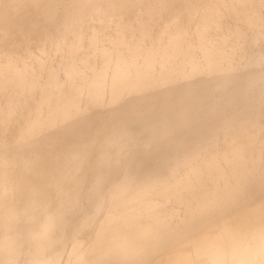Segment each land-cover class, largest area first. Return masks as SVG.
Returning a JSON list of instances; mask_svg holds the SVG:
<instances>
[{"label": "rangeland", "instance_id": "obj_1", "mask_svg": "<svg viewBox=\"0 0 264 264\" xmlns=\"http://www.w3.org/2000/svg\"><path fill=\"white\" fill-rule=\"evenodd\" d=\"M16 1V3H15V5H14V2ZM18 1H20V2H18ZM29 1V2H28ZM32 1V2H31ZM39 1V2H38ZM42 1V2H41ZM56 2H54V0H49V1H46V0H35V2H34V0H10V1H6V0H4V1H2V2H4L3 4H2V6H1V0H0V13L2 14V12L4 13H6V15L10 18V19H15V18H17V19H15L17 22H19L18 21V19H19V17H20V19H21V16L23 17V15H25L24 17V19L23 20H20V22H19V24L21 25H17L18 23L15 21V20H13V23L14 24H12V22H11V20H9L11 23L9 24V25H12V26H9L7 23H9L8 21H7V19H9L8 17L6 18L5 17V19H3L4 17H3V14L1 15L2 16V18H1V16H0V22H1V27H0V42H1V40L3 39V37H4V39L6 38V37H8L10 40L8 41L7 39L8 38H6L5 40H3L2 42H5L6 40H7V42H8V44L6 43H0V44H5L6 45V48H5V46L3 47V45H0V46H2V47H0V51L2 50V49H4L5 50V52H4V50H3V52H2V54H0L1 56H0V60L1 59H3L2 61L4 62V63H1V61H0V66H1V68L4 66V68H2V69H0V74H3L4 72H6V69L7 68H9L8 66H7V64H6V61H5V59H7V58H9V57H13L15 60H16V57H14V56H16L17 55V62H19L20 60H22V61H20L19 62V64H17V62L16 61H14L11 65H13L14 63H15V65L17 66H11V69L12 68H14V69H16V68H18L19 66L18 65H20V64H23L24 62H25V60H27V59H29V57H31V54H32V57L33 58H40L41 59V61H42V66L44 67V68H52L53 69V75L55 76V77H57L58 78V80H55V79H51L52 80V82L51 83H54V82H56L57 84H54V85H57L55 88H54V91H49L48 92V95H49V97L50 98H48V102H49V104L46 102V100H44V102H43V100H42V105L40 106L42 109H43V112H50V114H49V116L51 115V119L50 118H47L48 120H47V123L45 124V126H48V128H43L42 129V131L44 132V134H43V132H42V134H40V136H39V139H38V141L39 140H41L40 141V149L42 150V149H45L46 151H47V153H50V150H51V154H55V153H53V151L56 149V148H53V146L54 145H56V144H54L55 142H53V141H51L52 142V144H54V145H52V144H49V143H51V142H49L48 143V145H52L50 148H49V146L47 145L45 148H44V144H43V142H42V140H44V138L43 137H46L45 139L47 140V139H51V136L49 137V135H50V132L52 131V133H51V135L53 134V133H58L59 131V133H63L64 132V134H67L68 136H69V138H70V136L71 135H69V134H72V137H71V142H73V146H75L76 145V147H74L73 148V146H72V143L70 142V140H69V143H71V146H72V148H71V146H70V144L69 143H65V146L66 145H69V150L70 149H72L71 150V154L72 155H75L74 157H76V159H77V161L75 160V164H76V166L77 167H81L82 165V163L84 164L85 162H87V165H84L85 167H87L86 169L84 168V166H82V169H78V170H75V171H73V172H71V173H69V174H67V175H58V173H57V169L55 168V167H51V165L50 164H44V165H42V166H38L36 169H35V171H34V173H32V174H30V175H28L29 177H28V180H30V182L32 181L33 183H34V187L33 188H31V189H26V190H24V191H21V194L20 195H12V196H10V197H8L10 200L11 199H13L11 202L12 203H10V204H8V207L9 208H1L0 209V216L1 217H3V218H5V216H7V215H15V216H17V215H19L21 218H22V225H24V226H28V225H32V224H36V223H40L39 224V226H38V228H36L34 231L36 232V234L40 237V240L38 241L37 239H36V236L35 237H29L26 241H25V246L24 245H19L18 246V243H17V240H16V238L14 237V236H10V235H8L7 236V238H5L4 239V242L2 243V245H1V247H0V264H73V262L74 261H79L80 262V264H99L100 262H102L103 260H105L106 258H108L107 259V264H119L118 263V261H119V259L117 258V257H114L115 255H116V253H115V250L114 251H111V250H107V249H104L105 248V246H106V242H107V238H108V236H109V234L110 233H114L116 230H118L117 228H120L121 227V223H122V220L120 221L119 219H121L122 218V216H123V212L122 211H137V209L140 207V206H142V205H145L144 207H143V211H147L146 213H144L141 217H143L144 216V221L140 224V225H138V224H136V223H134V222H130L131 223V228H130V223H129V228L131 229H129V231H132L131 232V234L130 235H132V240L134 241V242H136L138 239H141V238H143V237H145V238H143V239H146V240H144V241H142V243L143 244H147V242H148V240H147V238H149V237H151L152 236V234L154 233V232H158V231H161V230H164V229H166V230H168V229H170L171 230V232L173 233V244L172 243H169L168 245H167V250L168 251H172L171 253H174V254H170V252L168 253V252H166L168 255H165V253L164 254H162V256H159V259L154 263L153 261H152V263L151 264H160V263H162V264H257V263H259V264H262L263 263V261H264V231H263V234L262 233H260V231L262 232V230H258L261 226V228L260 229H262L263 228V230H264V111H263V114H257V115H255L254 116V114L253 115H251V114H249V113H251L250 111H248V110H246L245 111V109H244V107H239V108H241V110L243 109L244 110V112H243V110L241 111V112H243V113H240V110H234L233 112H231V114L228 116V115H226V117L224 116L222 119H224V120H220L219 121V125L221 124L222 126H224L223 128L221 127V125H220V127L221 128H217V129H210V130H208V132L209 133H211L212 134V136L211 137H209V139H212L211 140V142H210V144L211 143H213V142H215V141H217V144H211V145H214L213 147H216V145H217V147L219 146V142H220V140L222 139V136L220 137V133L222 134V131L224 130L225 131V129L227 130V129H229V131L231 132V130H233V129H235L234 130V132L232 131L231 133L234 135V133H235V138H236V135H237V133L239 132V130H240V133H241V135L240 136H242L243 138H245L244 136L246 135V137H249L252 133H253V131H257V132H254L253 133V135L252 136H250V139L248 140V142H247V139H246V141L243 139V141H241L240 139L242 138V137H240L239 136V134L240 133H238V135L237 136H239L240 138H236V141H235V139L234 138H232V139H234V141L232 140V142H234V143H231V142H229V141H231V139L228 141L229 143L227 144V141L225 142V141H223L222 140V142L224 143V145H222V143H221V145L217 148V150L215 149V148H213L212 147V149L209 151L210 153H208V148L207 147H209V146H206V145H210L209 144V139L207 140L206 139V142H205V139L204 140H201L202 142H204L203 144L202 143H200L199 144V142H201V141H194V140H185V141H181V142H179V146L180 147H182L183 149H181L180 147H179V150L178 151H176V152H172L170 155L168 154V159H170V158H172V161H173V163L174 162H176V164H173L172 163V161H171V163L166 159V162H162L163 164H161V165H159L158 166V168L157 169H161V168H163V169H166L165 171H163L162 169H161V171H162V173H161V171H160V173H157V172H159L157 169H154L153 170V168H151V169H149V168H146V170L148 171V173H147V171H145V169H144V172H145V174H143V177H142V175H141V173H144V172H141L140 171V168L142 169V166H141V164H140V162H138L136 165H135V167L132 169V171L129 169V172L131 171L132 173L130 174L129 172H128V168H127V166L130 164V159H125L126 160V162H128V163H125L124 161V155H123V153L121 154V153H119L120 151H118L119 150V148L120 149H122L123 148V146L124 145H126V146H124V149H127V147H129V144H131L130 146H132L133 145V143H132V140H133V137L135 136V135H137L138 136V138H140L139 139V142H145V144L147 143V141L146 140H148L147 139V137L149 138H151V137H153V136H157V133L159 134V132L161 131L160 129L164 126V123H167L166 124V126L165 127H169L170 129H168V128H166V130L165 131H169V130H171L172 131V129H173V131L171 132L170 131V134H175V135H179V134H177L179 131H182L181 130V127H180V125L182 126V129H184L185 127H186V125H188V121H190V120H192V121H190V122H193L194 121V119H195V114H196V109H197V111H199L200 109H199V107H201L202 109H209V108H211V106H210V103H209V98H207L206 100H204L203 101V103L201 104V106H200V104L198 105V104H193V106L195 107H189V106H191L192 104H189V105H180V107H179V105L177 106V107H175V106H172V108H173V110L171 109V110H169L168 111V113H170V114H168L167 112L165 113V111L163 112L162 111V104L164 103V101H165V99L167 98V97H169V98H167L166 100H171V97H172V95L175 97V95L177 96L176 98H174V99H172L171 101H173V103H175V102H177V101H179L178 99H181V97H180V95L176 92V89L174 90V88H177L176 86H173V83H171L172 81H170V79L169 78H171V77H165L164 78V80H163V85L161 86V87H159L160 89H161V91L159 92V88H157L158 90H157V96H158V94H159V98L157 97V96H155V94L156 93H151V97H150V95H149V97L146 95V94H136V96H134L135 98H134V100L136 99V97H137V99H136V101H134V103H133V96H132V98L130 99L129 98V102H128V100H126V102H125V105L124 104H122V103H124V102H122L121 101V104H119V106L117 105L116 106V109H120L119 111H117V110H112V111H114V112H112V111H110L109 112V109L106 107V105H104V103L103 102H93L94 104H91L90 105V108H89V110H91V111H89L88 112V110L86 111L89 115H90V117H89V115L87 114L86 115V112H84L83 113V115H82V118H80L81 120L83 119L84 121L82 122L81 120H79V119H75V120H68L67 121V119H63V120H61V119H59L60 117V115H58V119H56L57 121L55 122V118L54 119H52V117H53V115H52V113H51V107H52V105L54 104V101H57V102H62L63 100H67V96L68 97H72L73 98V94H74V92H72L73 90L75 91V89H72V87H71V84H76V83H78L80 80L82 81L83 79H81V72L86 68V66H87V62L90 60V63L91 64H93L92 66H94V68H93V71H94V74H93V76H96V77H100V78H102V77H104V78H106L107 79V81H106V79H105V81L106 82H109V81H111V82H119V80H120V78H122L123 76H125L126 74H128V73H131V72H134V71H138V69H136V70H128V68L129 67H125V66H123L122 65V63L124 64V61H121L120 63H121V66H120V63H119V65L118 64H116L115 65V68H114V72H112V71H110V72H102L103 70H104V68L106 67H104V68H102V66H104V65H107V63L105 62V61H103V58H90V59H88V58H85L84 57V53L85 52H88L87 50H89V48H91L90 46V44H92V43H94L93 42V39H95V45L96 44H98V45H96V47H100L101 46V48H103L104 47V49H106V50H110L109 49V45L108 44H110V41L111 40H109V39H112V38H114L115 36H114V33L116 32V30L118 29L117 27L118 26H121L120 24H118V19L120 18V22L119 23H121L122 24V22H123V25H126L125 23H124V21L126 20L128 23H129V21H130V18L132 19V21L134 22V21H136L138 18H139V15H141L142 13H141V11L142 12H146V11H144V10H138V8H137V10H133V8H131V6H128V5H130L131 4V2H132V4H134V2L132 1V0H116V1H114V0H110V2L108 1V0H94V1H92V0H79V2H78V0H73V2H72V0H59L60 1V3H63V4H60L59 3V1H57V0H55ZM66 1H69V2H71V4L73 3V6H75L74 8H73V6H70L69 7V5H71V4H66L65 2ZM77 1V4H79L80 6H81V10H80V8H79V5H76L74 2H76ZM80 1H81V3H80ZM91 1V2H90ZM96 1H101L103 4H107V3H109V6L110 5H115V8L117 7L118 9H115L114 8V5L113 6H111V9L109 8V6H108V4L106 5V7H107V9H108V13H109V15H107V16H105L106 15V9H105V7H104V5L102 6L103 7V9L101 10V2L100 3H98L97 4V2ZM104 1L106 2V3H104ZM120 2V3H123V4H121V6L120 5H118V3L117 2ZM125 1H126V3H125ZM135 1V0H134ZM173 1V2H172ZM171 1V3L172 4H175V1H178L177 3H176V5L178 6V5H180V6H178V7H176V5L174 6V5H172V4H170L171 6H172V8H171V6H170V8L172 9V10H174L175 8H178L179 9V7H180V11L178 12V10H174V14H173V11H172V14H173V16H166V15H162V16H160V17H162V18H160V17H157L158 18V21L157 22H160V23H162V21H163V27H165V29L162 27V24H161V27L164 29V31H166L167 29V31H166V33L167 32H169V31H173V28H175V26L174 27H172V29H169V27L171 28V26H173V20L175 19V20H177L178 21V19L179 20H182L183 19V6H188V4H187V2H188V0H183L184 2H186V3H183V1H179V0H172ZM191 1V0H190ZM205 1H207V0H204V1H202L203 3H201L202 4V6H204V7H206L207 5V7H209V12L211 11H213L214 10V12H212L213 14H211V12H210V16H212L213 17V19H212V17H208V21L211 19V21L212 20H214L213 21V23L212 22H210L209 21V23H211V25H212V33H213V30H215V27H217L218 28V30H219V32H222L223 30H225V31H227V32H224L223 31V34L222 33H219V32H217V28H216V30L214 31L215 33H214V38H213V36L211 35V34H209V36H208V34H207V39H208V37L209 38H211L212 40H211V45L215 42L214 40H216V42L212 45V47L210 46V39L209 40H207V42L208 43H206V48L208 49V48H210V49H208V50H210V52H209V55L210 56H212V54H213V56L212 57H214L216 54H217V56H215L216 58H219V59H216L215 57H214V59L212 58V57H210L209 56V58L212 60V62L214 61V63H215V61L216 62H219V60H220V57H221V55H222V53H221V51L222 50H226V48L228 49L229 47H230V45L233 43L232 42V40L234 39V42H235V40H236V38H235V33H232V31L234 32V29H235V27H234V29H233V27H232V29H228V28H230L231 26H235V25H232V24H235L236 22H235V20H231L230 21V19H234V18H236V15H234V14H236L237 12H235L236 11V9H235V7H234V5H232V7L231 8H234V9H231L230 8V3L231 2H229L228 3V0L227 1H225L226 3H228L229 5H227V7L228 8H230V9H228L227 7H225L226 5L225 4H221L224 0H214L215 1V5H212L211 3H213L214 1L212 0H209V1H211V2H207V4H206V2ZM222 1V2H221ZM230 1H232V0H230ZM23 2V3H22ZM26 2H28V3H26ZM41 3V4H39L38 5V3ZM45 2V3H44ZM49 2H50V4H49ZM53 2L55 3V4H53ZM114 2V3H113ZM116 2V3H115ZM146 2V0H144V2H143V0L141 1V3L139 4L138 3V5H141V6H143V3H145ZM179 2H181L182 4H179ZM200 2H201V0H198V5L196 6V9L198 10L199 8V10H201L202 8H201V5H200ZM218 2H220V5H219V3ZM233 2V1H232ZM264 2V1H263ZM262 2V0H261V3H259V2H257V5H258V7L260 8L259 9V11H258V7H257V5H256V3L253 5V6H250L249 8H250V10L252 11V12H250V10H247V11H249L248 13L251 15L252 14V17L253 16H256V18L257 17H259L260 16V14L257 16V14H254L255 12V10H254V8L257 10V12L259 13H261V15L262 16H260V17H263V15H264V11L261 9V7L263 6L264 7V3ZM8 3V4H7ZM11 3H13V4H11ZM17 3H18V5H17ZM30 3V4H29ZM33 3V4H32ZM43 3L46 5H44V7H42L43 6ZM49 5H48V4ZM84 3H86V4H84ZM90 3H92V4H90ZM130 3V4H129ZM216 3H217V5H216ZM259 3V4H258ZM22 4V5H21ZM25 4V5H24ZM35 4V5H34ZM98 6H97V5ZM128 4V5H127ZM184 4V5H183ZM211 6H210V5ZM214 4V3H213ZM13 5V7H15L14 8V10L12 11V8L10 7V6H12ZM20 5H21V7H20ZM36 5H37V7H39V9L38 8H36ZM53 5H55V6H53ZM66 5H68V6H66ZM122 5H123V7H122ZM125 5H127V9L125 8L124 9V7H125ZM260 5H262V6H260ZM3 6H4V9H3ZM5 6H7L6 8H5ZM9 6V7H8ZM19 6V7H18ZM25 6H26V8H25ZM30 6H32V8H31V10H30ZM34 6V7H33ZM50 8H49V7ZM63 6V7H62ZM83 6L84 7H86L87 6V8L86 9H84L83 8ZM90 6V7H89ZM97 6V7H96ZM122 7V8H120V7ZM200 6V7H199ZM216 8H215V7ZM219 6H221L222 8H224V11H223V9H221V7H219ZM256 6V7H255ZM24 9H23V8ZM42 7V8H41ZM46 7H47V10H45L46 9ZM51 7H53V8H51ZM54 7H56V8H54ZM58 7H62V8H64L63 10H64V12L65 13H67L68 12V14H65L64 12H62V8H59L58 9ZM78 7V8H77ZM91 7L93 8V9H91ZM95 7V8H94ZM101 7V8H100ZM174 7V8H173ZM199 7V8H198ZM211 7H213V8H211ZM254 7V8H253ZM22 8V9H21ZM29 10H28V9ZM40 8H41V10H40ZM65 8H67V11H66V9ZM130 8V9H129ZM156 8H158V7H156ZM221 9L222 10V12H221V10H220V12L221 13H223V12H225L226 10V13L225 14H228V15H226V17L227 16H229L230 15V13L232 14L233 12L232 11H234V14H232V15H230L229 17V20H228V17H227V19L224 17V16H222V15H224V13L223 14H221L220 12H219V10H217V9ZM225 8H226V10H225ZM248 8V9H249ZM26 9V10H25ZM42 9H43V11H42ZM53 9V10H52ZM57 9V10H56ZM68 9H70V10H68ZM88 9V10H87ZM89 9H91V11L89 10ZM109 9H110V11H109ZM134 9H135V7H134ZM211 9V10H210ZM241 10L243 9V8H240ZM4 10V11H3ZM10 10L12 11V13L10 12ZM16 10V11H15ZM25 10V11H24ZM35 10H40L39 12H38V15H37V11H36V16L35 15H33L34 13H35ZM52 10V11H51ZM56 10V11H55ZM58 10H61L60 11V13L62 12L63 13V16H65V18H67L68 20V22L70 23V24H68V26H64L65 24L67 25V23L68 22H66V20H65V18L63 17V16H60L59 14V11ZM73 12H72V11ZM77 10V11H76ZM80 10V11H79ZM82 10H83V12H82ZM88 12L89 11V13H87L86 11ZM98 10H100V12L98 11ZM112 10L114 11V12H112ZM126 10V11H125ZM131 10V12H129ZM152 10H156L155 8L154 9H152ZM152 10H150V11H152ZM158 10V9H157ZM215 10H217L218 12H219V14H218V12L217 11H215ZM239 10V9H238ZM244 10V9H243ZM262 10V11H261ZM9 11V12H8ZM15 11V12H14ZM20 11V13L19 14H17L18 12ZM27 11V12H26ZM34 11V13H32ZM48 11V12H47ZM54 11L56 12V14H55V16H54ZM71 11V12H70ZM85 11V12H84ZM93 11V12H92ZM106 11V12H105ZM119 11V12H118ZM122 11V12H121ZM129 12V16L130 17H127L128 16V14L126 13V12ZM134 11V12H133ZM178 12V16H177V12ZM228 11H230V12H228ZM240 11V10H239ZM14 12V13H13ZM25 14H24V13ZM47 13V15H46V13ZM53 13L52 14V16H51V14L50 13ZM69 12H70V14H71V16L72 17H70V14H69ZM78 13L77 14V17H74V16H76V14L75 13ZM79 12H81L80 14H79ZM103 12H105V13H103ZM110 12H111V14H110ZM117 12H118V17L116 16L117 15ZM121 12V13H120ZM136 12V13H135ZM228 12V13H227ZM254 12V13H253ZM5 13H4V16H6L5 15ZM27 13H28V15H27ZM29 13H31V15H33V16H31ZM73 13V14H72ZM99 13L102 15V17L99 15ZM104 15H103V14ZM107 13V14H108ZM115 13V14H114ZM124 13H126V14H124V15H126L125 17H123L124 15L123 14ZM131 13V14H130ZM21 14V15H20ZM39 14H40V20H41V22L39 21V17H37V16H39ZM42 14V15H41ZM65 14V15H64ZM81 14H82V16H81ZM86 14V15H85ZM87 14L89 15L87 18L85 17V16H87ZM120 14V15H119ZM133 14H135V15H133ZM137 14H139L138 16H137ZM171 14V15H172ZM181 14V15H180ZM217 14V15H216ZM221 14V15H220ZM11 15H16V17L14 18L13 16H11ZM48 15H49V17H48ZM58 15V19H56L57 16ZM62 15V14H61ZM69 15V16H68ZM113 15V17H117V19L115 18L114 20H113V18L111 17V16ZM115 15V16H114ZM213 15H215L216 17L214 18V16ZM220 16V18H219V16ZM19 16V17H18ZM26 16H28V17H26ZM46 16V17H45ZM81 18H84V21H83V19H81ZM120 16V17H119ZM121 16H122V19L124 18V21H122V19H121ZM166 16V17H165ZM183 16V17H182ZM30 17V18H29ZM38 18V20H37V18ZM45 17V19H43ZM51 17H52V19H54L53 17H55V21L53 22L52 20H51ZM69 17V18H68ZM80 19H79V18ZM104 17L106 18V19H104ZM107 17H108V20H107ZM133 17H134V19H133ZM137 17V18H136ZM171 17H174L173 19H170ZM179 17V18H178ZM182 17V18H181ZM27 18H29L28 20L29 21H31V20H34L35 19V21H34V24H33V22L31 21V23L29 22V24H28V20H26L27 22H26V24H25V22H24V20L25 19H27ZM33 18V19H32ZM47 18V19H46ZM61 18H63L64 19V21H59V19H61ZM102 20H101V19ZM109 18H111V19H109ZM127 18H129V19H127ZM164 18L166 19V20H164ZM167 18H169V19H167ZM225 18L226 19V21L227 22H229V23H231L232 21L234 22V23H231V25L230 24H228V23H226L227 24V26H228V28H226L227 26L225 25V19H224V21H223V19ZM255 18V17H254ZM2 19V20H1ZM98 19V20H97ZM161 19V20H160ZM216 19H217V21H216ZM219 19H222V20H219ZM38 21V23H37V21ZM43 20V21H42ZM47 20H49V21H47ZM53 22H51V21ZM69 20H72V21H69ZM77 20H79V21H77ZM82 20V21H81ZM89 20H91L90 22H89ZM101 20V21H100ZM107 20V21H106ZM109 20H110V22H109ZM118 20V21H117ZM160 20V21H159ZM168 20V21H167ZM169 20H171L170 22H169ZM16 23H15V22ZM45 21V22H44ZM102 21H106V26L104 25V23L102 22ZM115 21H117V22H114ZM125 21V22H126ZM167 21V22H166ZM218 21H220V22H218ZM224 22V24L222 25L221 24V22ZM3 22V23H2ZM5 22H6V24H5ZM24 22V23H23ZM37 24H36V23ZM50 22V23H49ZM57 22H59V23H56ZM62 22H64V23H62ZM72 22H75L76 24H77V22H79L78 24H80L81 23V25H78L77 24V26H80V27H78L77 28V26L75 25V23H72ZM83 22V23H82ZM86 22H88V23H86ZM108 22V23H107ZM126 22V23H127ZM222 22V23H223ZM40 23H42L41 25H40ZM44 23V24H43ZM45 23H49V27H51V32H50V34H51V36L53 35H55V33H57L58 35L56 36H52L51 38H50V34H49V27L48 26H46V24ZM61 23V24H60ZM74 25H72V24ZM110 23L112 24V25H114V28H113V26L112 25H110ZM130 23H131V21H130ZM160 23H158V24H160ZM165 23H166V25H165ZM216 25H215V24ZM218 23V24H217ZM5 24V25H4ZM16 24V25H15ZM51 24V25H50ZM63 24V25H62ZM85 25V28L83 27L84 25ZM90 26L89 27V29L91 28V29H94V32H92V34H91V32L90 31H93V30H91L90 29V31H89V29H88V25ZM107 24H108V26H107ZM220 24V25H219ZM16 26L15 28L13 27V26ZM27 25V26H26ZM36 25L38 26L39 25V28L40 29H42V30H40V29H38V27H36ZM60 25H61V28H60ZM118 25V26H117ZM157 25V24H156ZM215 27H214V26ZM4 26V27H3ZM8 27L7 28V30H6V27ZM17 26H18V30H16L17 29ZM43 26V27H42ZM44 26H45V28H48V29H46L47 30V32H46V30H44ZM53 26V27H52ZM55 26V27H54ZM59 28H58V27ZM63 26V27H62ZM82 26V27H81ZM100 26V27H99ZM150 26V25H149ZM155 26V25H154ZM220 26H222V27H220ZM223 26H225V28L223 27ZM10 27H12V28H10ZM19 27H21V29L19 28ZM23 27H24V29H23ZM28 27V28H27ZM75 27V28H74ZM104 27V28H103ZM108 27V28H107ZM109 27H110V30H109ZM167 27V28H166ZM220 27V28H219ZM4 28V29H3ZM29 30H27V29ZM36 28V29H35ZM53 28H56L55 30H53ZM73 28L74 29H77V31L79 30V28H80V30H82V31H80L81 33L82 32H84V31H86L85 33H77V31L76 30H74L73 31ZM88 29V31L87 30H84V29ZM112 28L113 29H115L114 31H112ZM117 28V29H116ZM150 29H151V26L149 27ZM60 29V30H59ZM67 29V31L68 30H70L68 33H66L67 31H65V30ZM96 29V30H95ZM154 29V28H153ZM152 29V30H153ZM222 29V30H221ZM2 30V31H1ZM4 30H6L7 31V33H5L4 32ZM19 30H21V32H22V30H23V32H25L26 30V32L25 33H19L18 34V32H20ZM31 30H34L33 32L31 31ZM43 30L47 33H44L43 32ZM55 32V33H53V31ZM60 31V32H58V31ZM64 32V34H62L63 32ZM98 30V31H97ZM152 30H151V32H152ZM232 30V31H231ZM17 31V32H16ZM36 31H38V33H39V31L41 32V33H39V34H37L36 33ZM57 31V32H56ZM118 31V30H117ZM230 31V32H229ZM29 32V33H28ZM36 33V35H38V36H41L40 38L38 37V36H36L37 38H35V36H32V34L33 35H35V33ZM88 32H90V33H88ZM113 32V33H112ZM151 32H149L148 33V35L151 37ZM171 32H169L167 35L168 36H170V37H173V36H171V35H174V33L176 32V31H173L172 33ZM31 33V34H30ZM66 33V34H65ZM75 33H77L78 35H76ZM166 33H164V34H166ZM217 33V35L215 36V34ZM226 35H225V34ZM231 33L233 34L232 35V38H231V36H229V35H227V34H230L231 35ZM8 34V35H7ZM27 34H29V36L27 35ZM43 34H45V36H46V39L48 40H46L47 42H48V44H49V46H48V44H47V42L45 41V36L43 35ZM72 34H74V35H72ZM84 34V35H83ZM91 34V35H90ZM93 34H94V36H93ZM98 34V35H97ZM115 34H117V33H115ZM187 34H189V35H186V36H188V37H185L186 39L185 40H187L188 38H189V36H190V32L188 33L187 32ZM220 34V35H219ZM42 35L44 36V37H42ZM49 35V36H48ZM66 35V36H65ZM93 36V37H90V36ZM98 37H97V36ZM111 35V36H110ZM148 35H145V37H146V39L145 40H142V46L144 47L146 44H148V45H146L145 47H147V46H149V39H148ZM13 37L12 39H11V37ZM24 36H26V37H24ZM61 36H63V37H61ZM65 36V37H64ZM68 36V37H67ZM78 36V37H77ZM222 38H221V37ZM226 36V37H225ZM229 36V37H228ZM2 37V38H1ZM28 37V38H27ZM31 37V38H30ZM32 37H33V40H32ZM49 37V38H48ZM56 37V38H55ZM61 37V38H60ZM82 37V38H81ZM112 37V38H111ZM215 37H218V38H216L215 39ZM23 38V39H22ZM44 38V39H43ZM59 38V39H58ZM78 38H79V40L81 41H79V42H77V44H76V41H78ZM89 38H90V40H89ZM96 38H98V40H96ZM220 38V39H219ZM225 38V39H224ZM55 39V40H54ZM60 39L62 40V41H60ZM102 39V41H100ZM217 39H218V41H220L221 39H223V40H221V42L222 41H224V42H218L217 41ZM227 39V40H226ZM24 40V42H22ZM52 42H51V41ZM55 41V44H56V46H58L57 48H54L55 47V44H54V46H52V48H51V45H53L52 43H54V41ZM60 41V43L62 44H60V43H58L57 41ZM76 40V41H75ZM231 40V41H230ZM13 41H14V44L12 45V43H13ZM17 41L19 42H21V43H17ZM92 41V42H91ZM97 41V42H96ZM180 41V39H178V42H175L174 43V46H178L179 45V43H180V46H179V48L181 49V47L183 46V43H184V41H181V42H179ZM212 41H214L213 43H212ZM11 42V43H10ZM30 43L27 47H29V49L28 48H26V43ZM57 42V43H56ZM102 42V43H101ZM104 42V43H103ZM147 42V43H146ZM183 42V43H182ZM10 43V44H9ZM16 43V44H15ZM25 45H24V44ZM78 43H79V46H78ZM146 43V44H145ZM217 43H221L222 44V46L221 45H217ZM21 44H22V46H24V47H22L21 46ZM58 44V45H57ZM74 44V45H73ZM181 44H182V46H181ZM207 44L209 45V46H207ZM216 44V48L215 47H213L214 45ZM228 44H230V45H228ZM11 45V46H10ZM17 45V46H16ZM33 45V46H32ZM61 47H60V46ZM105 45V46H104ZM8 46H10V47H8ZM15 48H14V47ZM19 46V47H18ZM78 46V47H77ZM176 46V47H177ZM218 46V47H217ZM21 47V49H18V48H20ZM50 49V51L52 50V49H56L55 51L54 50H52V52H50L49 51V49ZM76 47V48H75ZM176 47H173V48H176ZM251 48L250 49H248L247 51H245V52H243L242 54H241V56H240V59L238 60V61H240V62H238V65H237V67H236V65H235V68H234V71H235V74L236 75H238L239 76V78H241V77H243V75H244V73H246L247 71H246V69H247V66L249 65V63H250V59H251V54H252V52H253V50H254V46H250ZM8 48H10V50L8 49ZM16 49V50H14V49ZM23 48L24 49H26V50H23ZM30 48H32V50L30 49ZM61 48V49H60ZM67 48V49H66ZM72 48H75V49H73L72 50ZM83 48V49H82ZM220 48V49H219ZM11 49H12V52H9V51H11ZM68 49H69V51H68ZM80 49V50H79ZM86 49V50H85ZM119 49V48H118ZM177 49H178V47H177ZM179 49V50H180ZM213 49H214V51H213ZM8 50V52L10 53V55H9V53L8 52H6ZM29 50H31V52L32 53H30V52H28ZM58 50V51H57ZM78 50H79V52H81V54H79V52H78ZM115 51L114 52H116L115 54L113 53V51H111V55L109 56L108 55V57H113V59L115 58V60L117 59L116 58V56L117 57H119V56H121L122 54H121V52H123V48H121L120 47V50H118V52H117V50L116 49H114ZM122 50V51H121ZM212 50V51H211ZM215 50H219V52H217L216 51V53H215ZM257 50V52L259 51V49H256ZM14 51H18V53H19V55H18V53H16L15 54V52ZM20 51V52H19ZM69 53H68V52ZM72 51H73V53H75V52H77L79 55H82L83 56V59H84V63L83 64H76L75 63V66H76V71L75 70H73L72 68H67V69H58L57 67H56V65L58 64V63H60V62H63V59L66 57H68L70 54H72ZM67 52V53H66ZM84 52V53H83ZM213 52V53H212ZM30 55H29V54ZM211 53V54H210ZM4 54V55H3ZM5 54H6V56H5ZM12 54V55H11ZM29 56H28V55ZM114 54V55H113ZM118 54V55H117ZM121 54V55H120ZM260 54H263L264 55V49L262 50V51H260ZM8 55V56H7ZM27 55V56H26ZM67 55V56H66ZM116 55V56H115ZM19 56L21 57V56H26V57H23L24 58V60H23V58L21 57L20 58V60H19ZM115 56V57H114ZM124 56V55H123ZM122 56V57H123ZM4 57H5V59H4ZM11 57V58H12ZM31 57V58H32ZM107 57V58H108ZM64 59V60H67V59ZM124 58V57H123ZM113 59H111L110 58V60L108 61V62H112L113 61ZM216 59V60H215ZM19 60V61H18ZM85 60H87V61H85ZM93 60V61H92ZM114 60V61H115ZM252 60V59H251ZM92 61V62H91ZM104 62V63H103ZM148 62V60L146 59V58H138L137 59V63H138V65H139V67L141 68V69H143L144 67H145V65H146V63ZM245 62V63H244ZM89 63V62H88ZM260 63H262L261 64V66L260 65H258L257 67L258 68H256V73H258L259 71H260V73L261 72H263V68H264V63L263 62H260ZM259 63V64H260ZM6 64V65H5ZM104 64V65H103ZM38 65V64H37ZM6 66V67H5ZM263 66V67H262ZM6 68V69H5ZM43 68V69H44ZM240 68H241V70H240ZM1 70H3V71H1ZM44 70H46V71H48L47 69H44ZM258 70V71H257ZM259 74V73H258ZM43 76H47V74L46 73H44L43 74ZM237 76V77H238ZM235 78L236 80L238 79V78ZM169 80H168V79ZM172 79V78H171ZM196 79V80H195ZM206 79V80H205ZM54 80V81H53ZM67 80L68 81H70V82H67ZM167 80V81H166ZM219 80H220V76L218 75V74H216V75H213V76H210V77H207V78H205L204 76H198V77H195V78H191L190 80H187L186 81V83H184L186 86H187V84H193V85H195L196 83H198V84H200L202 81H208L209 83H210V85H211V88H210V91L211 92H209V95L210 96H212V95H215L216 93H217V86H219ZM236 80H233V81H236ZM167 83V82H169V84L167 85L165 82ZM193 81V82H192ZM58 82H62V83H58ZM93 82H94V80H92V79H86L85 80V84L86 85H92L93 84ZM12 83H14V82H12ZM166 85H165V84ZM214 83V84H213ZM215 83H216V85H215ZM34 85H33V87H34V89L33 88H31L32 87V83L31 84H29V86L27 85L26 86V90H22V94H24V95H22L21 93H20V95L18 94V95H16L15 96V94H13V93H11V92H9L8 93V95H7V97H6V95L5 94H7V93H5V94H2V96H4V97H1V95H0V112L2 111V109H1V106L3 105V103L5 104L6 102H8L9 100L10 101H14V100H16V98L18 99V100H21V103L22 102H24V103H22L23 104V106H22V109H21V111H23V112H21L20 110L17 112L18 114H19V116H18V114L17 113H15L14 114V117H13V115L11 116V119H12V122L14 123H16V124H18L19 122H20V124H21V121H25L26 120V115L30 112V110L31 109H33L36 105V101H38V99L40 100V97H39V94H40V92H41V94L43 93V90H44V88H42L43 86V84L42 83H38V84H42L41 85V87L40 86H38L37 87V83H33ZM212 84H213V86H212ZM31 85V86H30ZM65 86H67L66 88H64ZM163 86H166V87H163ZM68 87H71V88H68ZM168 87H170L171 88V90L168 88ZM28 88H31V89H29L28 90ZM41 88V91H39V89ZM166 88V89H165ZM172 88H173V90H172ZM216 88V89H215ZM37 91H36V90ZM66 89H68L69 90V92L66 90ZM72 89V90H71ZM129 89V88H128ZM128 89H126V87H125V91L126 90H128ZM169 89V90H168ZM71 90V91H70ZM123 90V89H122ZM178 90V89H177ZM23 91H25V93L23 92ZM129 91V90H128ZM164 91V92H163ZM166 91H168V92H166ZM175 91V93H173ZM27 92H30V93H27ZM38 92V93H37ZM71 92V93H70ZM127 92V91H126ZM33 93V94H32ZM68 93H70V94H68ZM73 93V94H72ZM122 93H124V90H123V92H121V94H120V96L121 95H126L125 93L124 94H122ZM161 93V94H160ZM177 93V94H176ZM199 92H197V93H195V96H193L194 98V100H195V98H197L198 97V95H196V94H198ZM212 93V94H211ZM13 94V96H14V98L11 96V95ZM26 94V95H25ZM29 94V95H28ZM30 94H32V95H30ZM40 94V95H41ZM68 94V95H67ZM165 94H166V96H165ZM167 94L169 95V96H167ZM66 95V96H65ZM73 95V96H72ZM143 95V97H141V96ZM146 95V96H145ZM152 95H154V97L152 96ZM162 95V96H161ZM171 95V96H170ZM11 98H10V97ZM35 97V99H34V97ZM145 96V97H144ZM165 96V97H164ZM18 97H20V98H18ZM22 97H23V99H22ZM36 97H38V99L36 98ZM123 97V96H122ZM121 97V98H122ZM161 97H162V99H164V100H162L161 99ZM6 98V99H5ZM10 98V99H9ZM121 98H120V100H121ZM142 98H143V100L146 102V101H148V102H143L142 101ZM146 98V99H145ZM150 98H151V100H150ZM157 98V99H156ZM7 99H8V101H7ZM13 99V100H12ZM26 99V100H25ZM124 99H126L125 97H124ZM153 99V100H152ZM159 99H161V100H159ZM176 99H177V101H176ZM2 100H3V103H2ZM23 100V101H22ZM28 100V101H27ZM119 100V101H120ZM140 100V102L138 103V104H136L138 101ZM150 100V101H149ZM175 100V101H174ZM5 101V102H4ZM26 101V102H25ZM32 101V102H31ZM141 101L143 102L142 104H141ZM78 102V101H77ZM136 102V103H135ZM28 103V105H26ZM34 104V106H33V104ZM45 103V104H44ZM47 103V104H46ZM96 103L98 104L99 103V105H97V107H95L96 106ZM100 103H102V104H100ZM127 103V104H126ZM145 103V104H144ZM159 103H162V104H159ZM178 103V102H177ZM30 104V105H29ZM135 104V105H137L136 107H135V105L133 106V105ZM141 104V105H140ZM25 105H26V107H28V108H26L25 107ZM48 105V106H47ZM95 105V106H94ZM122 105V106H121ZM161 107H160V106ZM196 105H198L197 107H196ZM221 105V104H220ZM220 105H218L217 107H216V105H214V109H210L211 110V112L210 113H212V114H209V118H208V120L210 119H213V118H215L216 117V115H217V113L221 110V108H223V106L222 107H220ZM32 106V107H31ZM45 108H44V107ZM101 106V107H100ZM130 106V107H129ZM158 106V107H157ZM182 106V107H181ZM4 107V106H3ZM93 107H94V109H93ZM123 107V108H122ZM133 107V108H132ZM135 107V108H134ZM138 107H140V108H138ZM157 107V108H156ZM185 107V108H184ZM189 107V108H188ZM101 110H100V109ZM106 108H107V110H106ZM215 108H217V110L215 109ZM220 110H219V109ZM24 109H25V113H24ZM97 109H99V111H95L94 112V110H97ZM127 111H126V110ZM156 109H157V112L158 113H160L159 115L157 114V112H156ZM161 109V110H160ZM237 109V108H236ZM140 110V111H139ZM146 111V113H145V111ZM160 110V111H159ZM215 112H214V111ZM28 111V112H27ZM109 112V113H107V112ZM132 111V112H131ZM135 111H136V113H135ZM137 111H139L140 113L141 112H143L144 113V117H143V113H139V112H137ZM147 111H149V112H147ZM153 111V112H152ZM171 111H172V113H171ZM235 111H236V114H237V116H235ZM94 112V113H93ZM101 114H100V113ZM103 112H105L106 114H108V116L106 115V114H104V116H103ZM112 112V113H111ZM115 112H116V114H115ZM119 112H121L122 113V115H121V113H119ZM128 112V113H127ZM134 112V113H133ZM150 112L151 113H154V116H153V114H151V116H150V118H148V116L150 115ZM184 112V113H183ZM187 112V113H186ZM215 113V115H214V113ZM240 113L239 115L242 117V116H244V118L242 117L241 119H243V120H241L240 118L238 119V113ZM247 114H246V113ZM91 113H93V114H91ZM112 115H111V114ZM113 113L115 114V115H113ZM117 113H119V117L121 118L122 116H125V117H122L121 118V120L120 119H118V117H117ZM123 113H126L125 115L123 114ZM149 113V115H147ZM164 113V114H163ZM184 115H183V114ZM195 113V114H194ZM17 114V115H16ZM22 114V115H21ZM25 114V115H24ZM48 114V113H47ZM131 114V115H130ZM134 114V116H132ZM141 115V116H139V115ZM146 114V115H145ZM166 114V115H165ZM183 116H182V115ZM192 114H194V116H192ZM234 114V115H233ZM251 115L252 117L250 118H248V116L247 115ZM25 116V118L24 117H21V116ZM87 117H86V116ZM101 115V116H100ZM126 115H128L129 116V119H127V121L125 120V118H128V117H126ZM138 115V117H137V121H136V116ZM164 115L165 116H167V117H164ZM180 115V116H179ZM188 115H190V116H188ZM233 116V117H236V119H238V120H235L233 117H231V118H233V120L230 118V116ZM17 118H16V117ZM48 116V117H49ZM99 116V117H98ZM106 119V122H105V119H103V117ZM105 116H107V118L105 117ZM109 116H110V118H109ZM114 116H116V119H117V121H116V119L114 118ZM133 118V120H130V119H132L131 117ZM179 116V117H178ZM188 116V117H187ZM212 116V117H211ZM230 118H228V117ZM239 116V117H240ZM254 116V117H253ZM263 116V120H262V124L260 125V122H259V120L258 119H260L261 117ZM13 117V118H12ZM21 117V118H20ZM96 117V118H95ZM111 117H112V119H114L115 120V122H116V124H117V127L116 126H114V125H116V124H113V123H111V122H113L114 120H112L111 119ZM141 117V118H140ZM143 117V118H142ZM155 117V118H154ZM163 117H164V119H163ZM170 117V118H169ZM178 117V118H177ZM182 119H181V118ZM189 117H191V118H189ZM248 119H247V118ZM14 118H15V120H17V121H15L14 120ZM94 119V122L96 123H94L93 122V119ZM139 118H140V120H139ZM147 118V119H146ZM163 120H162V119ZM171 118H173V119H171ZM176 118V119H175ZM21 119V120H20ZM50 119V120H49ZM69 119V118H68ZM98 120V121H96V120ZM101 119H103L104 120V123H102L103 121L101 120ZM112 120L111 122H110V120ZM143 119H146V123H145V121L143 120ZM149 119V120H148ZM154 119V120H153ZM168 119V120H167ZM178 119V120H177ZM181 119V120H180ZM183 119H184V122H183ZM187 119V120H186ZM262 119V118H261ZM260 119V120H261ZM52 120H54V121H52ZM59 120H61L62 121V123H59ZM65 120V121H64ZM88 122H87V121ZM99 120H101V122H99ZM120 120V121H119ZM151 120H153V121H151ZM163 121L164 123H163V125H162V123H161V121ZM170 120V121H169ZM171 120H172V123H171ZM175 120V121H174ZM209 120V121H210ZM228 122H226V121ZM232 120V124L233 125H231V123L229 124V122ZM258 120V121H257ZM19 121V122H18ZM63 121H64V123H63ZM69 121L71 122V123H73V125L70 123V125H68L69 124ZM80 121V122H79ZM109 121V122H108ZM118 121L119 122H121L122 124H124L123 123V121H126V128H127V126L128 127H130V126H132L131 128L135 131L131 136H129V135H122V134H120V133H117L118 135H112L111 133L112 132H114V131H116L115 129H118L120 126H122V125H120L119 126V124L120 123H118ZM128 121H129V123H128ZM135 121V122H134ZM141 121L143 122L142 124H144L143 125V127L144 128H142V124H141ZM167 121V122H166ZM171 123V124H174V126H172L169 122ZM178 121H182L181 123L185 126H183L182 124H175V123H177ZM222 121V123H220ZM223 121H225L226 123H227V125L225 124V122H223ZM254 121H256V122H258V124L256 123V122H254ZM18 122V123H17ZM22 122V123H23ZM54 122V124L55 125H53V124H51V123H53ZM65 122H66V125H65ZM67 122H68V124H67ZM78 124V122L81 124V122H82V126H80L79 124V126L80 127H78L77 126V124ZM132 122V123H131ZM139 123V125L138 124H136L137 125V129H139V128H141L142 130H144V131H142L141 129H140V131H138L137 129H136V125L134 124V123ZM156 122V123H155ZM244 122V123H243ZM56 123H58V125H56ZM83 123H85L84 124V127H85V130H86V128L88 127V128H91L92 127V125L94 124L95 125V127H94V129H93V127L91 128V129H93V130H83V129H81V127L82 128H84L83 127ZM87 123H88V125H87ZM99 123V124H98ZM102 123V124H101ZM127 123L128 124H131L130 126L129 125H127ZM160 123L162 126H154L155 124L156 125H158V124ZM235 123V124H234ZM61 124L63 125L64 124V127H66L65 129H64V127L63 126H61ZM92 124V125H91ZM104 124H105V126H104ZM110 126H108V125ZM148 124H150V126H147V128L150 130H154V131H152L153 133H151V135H150V132H151V130L149 131L147 128H146V125H148ZM154 124V125H153ZM159 124V125H160ZM168 124H169V126H168ZM240 124V125H239ZM71 125L73 126V127H71ZM90 125V126H89ZM97 125H99V127H102V126H100V125H103V127L102 128H100L99 129V127L97 126ZM134 125V126H133ZM154 127H152V126ZM228 125H229V127H228ZM235 125H237L236 127H235ZM106 126H107V128H106ZM111 126L113 127L114 126V128H111ZM218 126V125H217ZM232 126H233V129H232ZM260 126H263V128L261 129V133H260V131H258V128L260 127ZM58 127V128H57ZM64 129V131L62 130V128ZM70 127V128H69ZM77 128V130H82L81 131V133H80V131L79 132H77V130H76V128ZM96 127H98L97 128V130H98V132H96ZM104 127H105V129H104ZM135 127V128H134ZM139 127V128H138ZM165 127H163V128H165ZM175 127L176 128H178L179 130H174L175 129ZM184 127V128H183ZM227 127V128H226ZM0 128L1 129H3L1 126H0ZM52 130H51V129ZM61 128V129H60ZM69 129V131H67L68 129ZM71 128H72V130H71ZM75 128V129H74ZM87 128V129H88ZM113 130L114 129V131H112L111 129ZM253 128V129H252ZM0 129V143H6V142H8V141H11L12 139H14V137L13 136H16L15 134H17L16 133V130H15V127L13 128V127H11V128H9L8 130H9V135H8V131L6 130V132H7V134L6 133H4V130L2 131ZM10 129H12V130H10ZM15 131H14V130ZM50 129V130H49ZM54 129V130H53ZM147 129V130H146ZM157 129H158V131H157ZM244 129H245V131L246 130H248V131H250L251 129V131L249 132L250 133V135L248 136V134L249 133H245V131H244ZM257 129V130H256ZM46 130V131H45ZM55 130H57V131H55ZM103 131V133L105 134H101V132ZM105 130V131H104ZM107 130V131H106ZM109 130V131H108ZM244 131V132H241V131ZM47 131H48V133H47ZM70 131H74L73 133H74V135H75V133H76V135L74 136L73 135V133H66V132H70ZM76 131V132H75ZM93 131V132H92ZM101 131V132H100ZM112 131V132H111ZM175 131V133H173ZM223 131V132H224ZM228 130L227 131H225V133H228L229 132ZM247 131V132H248ZM13 132V133H12ZM94 132H96V133H94ZM99 132H100V137H99V139H98V137H96V135L97 136H99ZM106 132V133H105ZM109 132H111V133H108ZM143 132V133H142ZM237 132V133H236ZM252 132V133H251ZM260 133V136L258 135V136H256L257 135V133ZM15 133V134H14ZM48 134V136H47V134ZM79 133V134H78ZM85 135H83V134ZM91 133H93V135L91 134ZM145 133V134H144ZM146 133H149L148 135L146 134ZM180 133V132H179ZM225 133H223V134H225ZM231 133H229V134H231ZM244 133V135H242ZM255 133H256V135H255ZM12 134V135H11ZM14 134V135H13ZM83 136H82V135ZM87 134V135H86ZM91 134V136H94V137H92V139L94 140V138L96 137L97 139H95L94 141H92V139H91V137H89V135ZM144 134V135H143ZM213 134L215 135V137L213 136ZM231 134V136H233ZM43 135V136H42ZM54 135V134H53ZM52 135V136H53ZM108 135V136H107ZM146 135H147V137H146ZM150 135V136H149ZM56 136V135H55ZM54 136V137H55ZM76 136H78L76 139H75V137ZM82 136V137H81ZM104 136H106V138L104 137ZM49 137V138H48ZM54 137H52V138H54ZM79 137H81V138H79ZM89 137V138H88ZM101 137H102V139H101ZM142 137L144 138V139H142ZM214 137V138H213ZM218 137H220V139L218 138ZM234 137V136H233ZM12 138V139H11ZM43 138V139H42ZM86 138H87V140H86ZM155 138H158V137H155ZM155 138L154 139H152V141H150L149 143H147L146 144V147H147V151H146V153L148 152V151H150L152 148H154V147H156L157 145H164V143H160L159 144V142L157 141V140H155ZM7 139V140H6ZM90 139V140H89ZM104 139H106V140H104ZM215 139V140H214ZM258 139V140H257ZM4 140L6 141V142H4ZM81 140V141H80ZM82 140H84V141H82ZM97 140V141H96ZM100 140H102L101 142H103V143H101L100 142ZM214 140V141H213ZM2 141V142H1ZM87 141H88V143L90 144L91 143V141H92V144H90L89 146H88V144H87ZM153 141H156L157 142V144H152L153 143ZM208 141V142H207ZM241 143H240V142ZM245 141V142H244ZM64 142H65V140H63V142H59L58 141V144L57 145H64ZM75 142V143H74ZM76 142H79V144L81 143V145H80V147H79V144H77ZM86 142V143H85ZM97 142H98V144H97ZM195 142V143H194ZM196 142H198V146H197V148H196ZM242 142L245 144L246 142V144L244 145V146H239L238 144L240 143V144H242ZM83 143H85L84 145H83ZM186 143H191L192 145L190 146V144H188V146H187V144ZM206 143H208V144H206ZM257 143V144H256ZM42 144H43V147H42ZM96 144V145H95ZM122 144V145H121ZM183 144V145H182ZM184 144H186V145H184ZM193 144H194V146H193ZM202 144V145H201ZM206 144V145H205ZM226 144V145H225ZM232 144H235V146L237 147V146H239V147H237L236 149L234 148V147H230V146H232ZM237 144V145H236ZM255 144H256V146H257V148H255ZM259 144H261V145H259ZM86 145V146H85ZM118 145V146H117ZM205 145V146H204ZM211 145H210V147H211ZM246 145H248V148H245V146ZM104 146V147H103ZM120 146V147H119ZM122 146V147H121ZM184 146V147H183ZM186 146H187V149L188 150H191V151H189V152H191V153H188L187 151L188 150H186L185 151V149L184 148H186ZM202 146H204V148L201 147ZM223 146V147H222ZM250 146H251V148H250ZM260 146H262V147H260ZM54 147H57V146H54ZM66 147H68V146H66ZM102 147V148H101ZM113 147H115L114 149H113ZM117 147H119L118 148V150H117ZM241 147H243V148H245L246 149V151H245V149H242L241 151H242V153L240 152V154H239V149H241ZM247 147V146H246ZM48 148L50 149V150H48ZM102 149V150H100V149ZM196 148V149H195ZM198 148H201V150L203 149V151H205V148H207V152L206 153H204V152H201L200 153V151L201 150H199ZM232 148H234L233 149V151L231 150ZM250 148V149H249ZM253 148H255L254 150H253ZM260 148V149H259ZM262 148V149H261ZM107 149H108V152H109V150L111 149V151L110 152H116L115 154H118L119 153V155L121 154L122 155V161L124 162H122V164H123V168L125 169H122L123 170V173L125 174V171H126V174L125 175H127V177H128V174L129 175H131L132 176V179L133 180H131V176H129L128 178L121 172L120 174H121V176H123L124 175V177H126V179H130L129 180V182L128 181H124V180H126V179H123L122 181L123 182H127V183H124V184H122L123 182L121 181V176H119V175H117V177H116V175H110L109 173H108V171H110V169L111 170H113V172H116V171H120L121 170V167H118V165H119V163L117 164V165H115V167H114V165H110V167H107V168H105V166L102 164V162H101V157H103V155H106V156H109L110 154H113V153H109V155H108V152H107ZM194 149V150H193ZM197 149H198V152L201 154V155H198V157H195L194 158V154H195V156H197V154H196V151H197ZM210 149V148H209ZM213 149H215L214 150V154H212V151H213ZM1 150H3L2 151V155H4V154H9V153H12L15 149L14 148H11V149H5V148H3V149H1ZM53 150V151H52ZM113 150H116V151H113ZM181 150V152L182 153H180L179 151ZM192 150H193V152H192ZM231 150V151H230ZM247 150H248V153H246L247 152ZM257 151V150H260V152L259 151H257V152H253V151ZM263 150V151H262ZM99 151H100V154H99ZM234 151H236V153H235V156H234V159H233V154H232V157L230 156V154L231 153H233ZM245 151V152H244ZM252 151V152H251ZM177 152H179L180 154H178ZM183 152H184V154H183ZM197 152V153H198ZM230 154H229V153ZM238 152V153H237ZM261 152H262V154H261ZM103 153V154H102ZM146 153H142V154H139L138 155V157H145V155H146ZM177 153V154H176ZM188 154L189 156H191L192 158H194V159H192V158H190V157H188V155H186V154ZM198 153V154H199ZM202 153H203V156H202ZM251 153V154H250ZM257 156V155H259V156H257V158H256V156L254 155V154ZM261 155H260V154ZM177 155V156H175V155ZM181 154H182V157H181ZM206 154V155H205ZM207 154H209V155H207ZM222 154V155H221ZM227 154H228V156H227ZM241 154H243V155H241ZM81 155V156H80ZM102 155V156H101ZM120 155V156H121ZM173 155L175 156V158H176V160L178 159V160H180V162L181 163H179L178 161H176L175 160V158H173ZM178 155H180L179 157L181 158V159H186V160H183V162L185 163V161H187L188 162V160H190L191 159V161L192 162H188L187 164H182L183 162L181 161V159L180 158H178ZM183 155H184V157H183ZM211 155H213V157L211 156ZM217 157L218 155H221V156H224L225 155V157H227V160L225 161L224 159H225V157H224V159H223V157H221V158H219V156L217 157L218 159H222L223 160V164H227V166H226V170L225 169H222L223 167H225V165H223V164H220L219 166L221 167H219V166H216L218 163H221V161L222 160H218L215 156ZM239 155V156H238ZM250 155H252V157H251V159L253 158V156H254V158L253 159H257V160H255V161H253V159L251 160V159H249L250 157ZM79 156V157H78ZM171 156V157H170ZM185 156H187V157H185ZM202 156V157H201ZM230 156V157H229ZM241 156V157H240ZM246 156V157H245ZM82 157V158H81ZM209 157V158H208ZM213 159V164H209L208 162V164L207 163H204V162H206V161H204V159H206V158H208V159H206L207 161L208 160H211V158ZM236 157V158H235ZM245 157V158H244ZM260 157V158H259ZM53 159H55V158H57L56 156H53L52 157ZM187 158H188V160H187ZM216 158V159H215ZM238 158V159H237ZM144 159V158H143ZM215 159V160H214ZM237 159V160H236ZM244 159H246V161L244 160ZM249 159V160H248ZM145 160V159H144ZM151 160V159H150ZM217 160H218V162H217ZM234 160V161H233ZM251 160V161H250ZM149 161V160H148ZM148 161H146V162H148ZM152 161V160H151ZM151 161H149L148 162V164L151 162ZM215 161L217 162L216 164H214L215 163ZM250 161V162H249ZM120 162V163H121ZM170 164H169V163ZM201 162H203V163H201ZM226 162V163H225ZM166 163H168V165L166 164V166H165V164ZM191 163V164H190ZM211 163H212V160H211ZM89 164V165H88ZM100 164V165H99ZM125 164V165H124ZM153 163H151V164H149V165H152ZM173 164V168L170 166V165H172ZM179 164V165H178ZM204 166H203V165ZM205 164H207L208 165V167L209 168H212V167H214V166H216L214 169L216 170L218 167V170L219 169H221V170H225V172H223V171H221V170H219L220 171V173H224V174H226V172H228V174H226L227 175V178L225 177V175L223 174H221V178H223L224 177V182H226V186H227V188L228 189H226L225 190V192H228V193H231V196L230 197H220V195H218L219 193H217L218 191H213L214 192V194L212 193L211 195L210 194H198L197 192L196 193H194V194H190L189 196L187 195V196H174L173 194H167V195H163V194H161L160 192H163V191H160L164 186H170L172 183H177V184H181V183H183V182H185L183 179H181V178H184V176H182L184 173H187L188 171H191L190 169H191V167H193V168H195V166H197L198 167V165H200V166H202V168L201 169H206L207 168V166L205 165ZM81 165V166H80ZM162 165H163V167H162ZM181 165V168H179V169H176V168H178V166H180ZM185 167H184V166ZM211 165H212V167H211ZM222 165H223V167H222ZM104 168H103V167ZM126 166V167H125ZM165 166V167H164ZM167 166H170V168L168 167V168H166ZM183 166V167H182ZM206 166V168H204ZM230 166V167H229ZM114 167V168H113ZM84 168V169H83ZM188 168H189V170H188ZM200 167H198V168H195V169H199ZM106 169H108V170H106ZM138 169H139V171H138ZM142 169V170H143ZM174 169H175V171L177 172H174ZM208 169V168H207ZM227 169H228V171H227ZM233 169V170H232ZM234 169H235V171H234ZM149 170H152V171H149ZM156 170H157V172H156ZM193 170V169H192ZM218 170H216L217 172H218ZM229 170H231V171H229ZM258 170H259V172H258ZM134 172V173H133ZM153 172H155V174H156V178L154 177L155 175H154V173ZM174 172V175L175 176H173L172 175V173ZM233 172V173H232ZM254 172V173H253ZM128 173V174H127ZM139 173V174H138ZM149 175L150 173L151 174H153L154 176H151V175H147V174ZM165 173H167V174H165ZM176 173V174H175ZM190 173V172H189ZM188 173V174H189ZM232 173V174H231ZM257 173V176L255 175ZM259 173H260V176H261V178H260V176H259ZM263 173V174H262ZM84 174H85V176H84ZM164 176H163V175ZM170 174L172 175V176H170ZM188 174H187V177H188ZM137 175H139L138 176V180L136 179V177H137ZM148 176V178H147V176ZM162 177H160V176ZM185 175V174H184ZM85 178H84V177ZM87 176V177H86ZM89 176L91 177V178H94V177H99L98 179V183H96V182H94V183H96V184H94V185H96V186H100V184H101V186H100V188H99V186L98 187H96V188H93L92 187V189L90 188V187H88L89 185H88V182H89ZM133 176H134V178H133ZM136 176V177H135ZM165 176H167V177H165ZM180 176H182L181 178H179ZM228 176H229V179H228ZM233 176V177H232ZM238 176V177H237ZM116 177V178H115ZM119 177V178H118ZM124 177H122V178H124ZM149 177H151L152 179H150ZM157 177L158 178H161V179H157ZM143 178L144 179H147V181H148V179H150L149 181H151V180H158V181H163V180H165V181H163V183H164V185H162V183H159V182H147V181H145V180H143ZM154 178V179H153ZM166 178V179H165ZM185 178H186V176H185ZM134 179H136V180H134ZM163 179V180H162ZM228 180V181H227ZM231 180V181H230ZM101 181V182H100ZM119 181V182H118ZM233 181V182H232ZM29 182V183H30ZM120 182H122V183H120ZM134 182H137L136 184H138V185H136V184H134ZM139 182H140V185H139ZM141 182H146V183H141ZM100 183V184H99ZM129 183V184H128ZM133 183V185H131ZM79 184V185H78ZM98 184V185H97ZM127 185L128 186V188H126L125 186H124V189H126V190H124L123 188H122V186H120V185ZM142 184L145 186V187H143L142 186ZM166 184V185H165ZM233 184V185H232ZM88 185V186H87ZM131 185V186H130ZM122 188V189H120V187ZM135 186H142L144 189L142 190V191H139L138 190V187H135ZM159 186H161L160 188H158L157 190H156V188L157 187H159ZM135 187V188H134ZM142 187H140L139 189L141 190L142 189ZM263 188V189H262ZM166 193H168V192H166ZM197 194V195H196ZM219 196V197H218ZM187 197H189V198H187ZM198 197H200V198H198ZM198 198V199H197ZM188 199H190L191 201V203L186 207V205L184 204V203H186V202H189V200ZM185 200H186V202H185ZM184 202V203H183ZM184 206H183V205ZM251 205V207H249L248 208V206H250ZM87 207V208H86ZM186 207V208H185ZM144 209H146V210H144ZM184 209H186V211H188V215L187 216H189V218L186 216V218H187V220H189L188 221V224L190 225V230H188L187 232H184V229H181V230H179L180 228H178V225H179V220L180 219H178L176 216H180V215H182V213H183V211H185ZM239 209V210H238ZM238 210V211H237ZM122 213H121V212ZM198 211H205L204 213H202L201 214V212H198ZM227 211V212H226ZM230 211V212H229ZM239 212V211H241V212H239V213H237V212ZM248 213H247V212ZM250 211H252V212H250ZM191 212V213H190ZM198 212V213H197ZM235 212V213H234ZM242 212H244V214L242 213ZM259 212L261 213V214H259ZM122 215H121V214ZM205 213H209L208 214V217H207V220H213V221H215V225H213L212 227H210V228H208V230H206V232H205V235L204 236H202L201 237V235H200V237H199V239L197 238V236H196V233H194V234H192V230L191 229H193V228H195L194 226H191V223L192 224H199L200 222H202V218H201V216L200 215H207V214H205ZM231 213H232V215H231ZM234 213V214H233ZM259 215H258V214ZM215 214V215H214ZM220 214H222V216L220 215ZM236 214V215H235ZM242 214V215H241ZM252 214L253 215H255V216H252ZM257 214V215H256ZM127 216L129 215V213H127L126 214ZM193 215V216H192ZM214 215V216H213ZM224 215H226L225 217H224ZM230 217H229V216ZM234 215V216H233ZM238 215H239V217H238ZM119 216H121V218L119 217ZM129 216H131V214L129 215ZM191 216V217H190ZM212 216V217H211ZM228 216V217H227ZM233 216V217H232ZM237 216V217H236ZM245 216V217H244ZM247 216H249V217H247ZM211 217V218H210ZM215 217V218H214ZM224 217V218H223ZM257 217H258V219H257ZM260 217V218H259ZM221 218H222V220H221ZM231 220H230V219ZM233 218V219H232ZM235 218L237 219V220H235ZM250 218V219H249ZM118 219V220H117ZM225 219V220H224ZM240 219V220H239ZM243 219V220H242ZM245 219H247V220H245ZM254 219V220H253ZM206 220V221H207ZM228 220L230 221V222H232V223H230V222H228ZM234 222H233V221ZM251 222L252 220V222H251V224L252 223H254L253 224V227L255 226V225H257L258 226V221L261 223V226H259V228L257 227V229H255V231H257V233L254 231L253 232V227L252 226H250L251 224H250V222ZM115 221H116V223H115ZM118 221L120 222V224L118 223ZM221 223H220V222ZM226 221V222H225ZM240 222L241 224H243V223H245V224H243L242 226H241V224L240 223H238V222ZM244 221V222H243ZM247 221V222H246ZM114 223V225H112L111 223ZM178 222V223H177ZM190 222V223H189ZM219 222V223H218ZM237 222V223H236ZM247 223H248V225H247ZM258 223V224H257ZM107 224H108V226H107ZM112 225V227H111V225ZM219 224V225H218ZM226 224H227V226H226ZM230 224H232V226H230ZM235 224V226H234V229H235V231L234 232H237L236 230H239V232H237V234L235 233H233V230L232 231H230V229L232 228L233 229V225ZM237 224V225H236ZM117 225H120V227L119 226H117ZM135 225H137L136 227H139V229L138 230H135V229H137L136 227H135ZM247 225V226H246ZM260 225V224H259ZM117 228H116V227ZM237 226V227H236ZM223 227H226V228H223ZM227 227H229V228H227ZM245 227H247V229H245ZM250 227L253 229H251L250 230ZM256 227H254V228H256ZM112 228V231L113 232H111L109 229H111ZM115 228V229H114ZM132 228H134V230H132ZM216 228V229H215ZM220 228V229H219ZM239 228V229H238ZM240 228H242V230L241 231H245V232H241L240 231ZM244 228V229H243ZM115 231H114V230ZM147 229H149L148 231V233L146 234V230ZM212 229V230H211ZM213 229H214V231L216 232V231H221V232H218V234H219V236L217 235V233H213ZM229 229V230H228ZM248 229L250 230V231H252V233L250 232L249 233V231H248ZM227 232V231H229V232H227L228 234H227V236H226V233H225V231ZM181 231H182V233H181ZM208 231V232H207ZM211 231H212V234H213V238H212V236L210 235L211 234ZM247 231H248V233H247ZM258 231H259V233L261 234H259L258 233ZM210 232V234L209 235H207V233H209ZM231 232V234L229 235V233ZM184 233V234H183ZM190 233V234H189ZM221 233H225L224 235L222 234V236H224L225 238H223L222 236H221ZM233 233V234H232ZM242 233H244L243 235H241ZM245 233H246V235L248 234L249 236H247V238H245L246 237V235H245ZM254 233V234H253ZM256 233V234H255ZM176 234V235H175ZM189 234V235H188ZM240 234V236H242L241 238H242V240L240 239V236H238ZM250 234H253L252 236H253V238H251V236H250ZM259 234V235H258ZM207 235V236H206ZM215 235H216V238H217V236L218 237H220V239L218 238V239H216L215 238ZM254 235H258L257 236V239L255 240V238L256 237H254ZM175 236H176V238H175ZM184 236V237H183ZM205 236L208 238V239H210L209 238V236L212 238V239H210L209 241L208 240H206L207 238H205ZM263 236V237H262ZM194 237V238H193ZM204 237V238H203ZM229 239H228V238ZM233 237V238H232ZM237 237V238H236ZM245 239H247L246 241H248V242H250V244L251 245H249V243L248 242H245V240H244V238ZM248 237H250L253 241L251 242V240H248V239H250V238H248ZM122 238H123V236H122ZM175 238V239H174ZM193 238V239H192ZM196 238L198 239V240H202V238H203V243L204 244H202V242L201 241H199V242H196V241H198V240H196ZM190 239V240H189ZM228 239V240H227ZM121 240L122 239H115V241H113L114 243H117V242H121ZM149 240H151V239H149ZM193 240H195V241H193ZM205 240V241H204ZM211 240H213V242L215 243H213ZM216 240V241H215ZM175 241L177 242V243H179L180 245L182 244V246H181V248L180 249H182V250H180V251H177V253L174 251V247H175V245H179V244H175ZM194 243H193V242ZM206 241H208V243L210 244V245H208V243L206 242ZM219 241V242H218ZM242 243H244V244H242ZM244 241V242H243ZM255 241V242H254ZM228 242V243H227ZM184 243H186V244H184ZM198 243V247L196 246V244ZM212 243V244H211ZM225 243V244H224ZM188 244H189V246H188ZM190 244H195V245H192L195 249H193L192 248V251H190V250H187V247H188V249H190L192 246L190 245ZM199 244L201 245V246H199ZM214 244V245H213ZM229 244V245H228ZM171 245H172V249H170L171 248ZM187 245V246H186ZM204 245V246H203ZM207 245H208V247L211 249V248H213V250H208V247H207ZM227 245V246H226ZM241 245H242V247H241ZM211 246V247H210ZM216 246V247H215ZM225 246V247H224ZM250 246V247H249ZM183 247V248H182ZM199 247H200V249L203 247L204 248V250H201V251H204V253H206V255L205 254H203V257H201L202 256V252H200V249H199ZM224 247V248H223ZM240 247V248H239ZM174 248V249H173ZM216 248H218L217 250H216ZM186 249V250H185ZM197 249H199L198 250V252H200V253H198L197 252ZM215 249V250H214ZM222 249V250H221ZM225 249V250H224ZM233 249V250H232ZM240 249V250H239ZM8 250H11V252H24V253H26V251H30L32 254H29V255H31V257H33V258H29V259H27V258H25V259H23V260H15L14 262H12V259H10L8 256H5V257H3V254L6 252V251H8ZM13 250H15V251H13ZM94 250H97V251H94ZM194 250H195V252H194ZM207 250L209 251V254H207L208 252H207ZM220 250V251H219ZM47 251H51L52 252V257H53V260L51 259V262L47 259L46 261H47V263H45V261H44V258L42 257V256H44V254H45V252H47ZM174 251V252H173ZM182 251V252H181ZM192 253V252H194L195 254H191L190 252ZM212 251H214V253H212ZM216 251V252H215ZM222 251V252H221ZM229 251V252H228ZM235 253H234V252ZM180 252H181V254H180ZM227 254H226V253ZM233 252V253H232ZM100 253H102V256L100 255ZM176 253V254H175ZM184 254V256L187 254V256H185L187 259H190V261L189 260H187L186 258H184V256H183V254ZM188 253L191 255V256H193V257H191V256H189L188 255ZM212 253V254H211ZM243 253V254H242ZM200 254V255H199ZM226 254V255H225ZM229 254V255H228ZM236 254V255H235ZM172 255V257H171V259L169 258L170 256ZM176 257H175V256ZM178 255H179V257L181 258H179L178 257ZM180 255H182V257H183V259H182V257L180 256ZM238 255V256H237ZM262 255H263V257H262ZM164 256V257H163ZM168 256V257H167ZM189 256V257H188ZM194 256H196V257H194ZM212 256H214V257H212ZM27 257H30V256H27ZM112 257H114V258H112ZM177 260H175L174 258ZM199 257V258H198ZM227 257V258H226ZM240 257V258H239ZM246 257V258H245ZM258 257V258H257ZM262 257V258H261ZM112 258V259H111ZM166 258H168V259H166ZM193 258V259H192ZM215 258H218L217 259V261H215V262H213V260L215 259ZM242 258H244L243 260H242ZM160 259H162V260H160ZM163 259H164V261H163ZM170 259V260H169ZM180 261H179V260ZM192 259V260H191ZM202 259V260H201ZM227 259V260H226ZM256 259V260H255ZM261 259H263V260H261ZM168 260V261H167ZM174 260V261H173ZM185 260V261H184ZM231 260H233V261H231ZM237 260V261H236ZM257 260H259L258 262H257ZM260 260H261V262H260ZM160 261V262H159ZM183 261V262H182ZM227 261V262H226ZM239 261V262H238ZM177 262H179V263H177ZM180 262H182V263H180ZM201 262V263H200ZM233 262H235V263H233ZM257 262V263H256ZM150 264V263H149ZM264 264V263H263Z\"/></svg>", "mask_w": 264, "mask_h": 264}, {"label": "bare ground", "instance_id": "obj_2", "mask_svg": "<svg viewBox=\"0 0 264 264\" xmlns=\"http://www.w3.org/2000/svg\"><path fill=\"white\" fill-rule=\"evenodd\" d=\"M2 1H4V0H1V2ZM7 1V0H6ZM8 1H10V0H8ZM37 1V0H36ZM46 1H49V0H46ZM57 1H59V0H57ZM62 1V0H61ZM70 1V0H69ZM69 1H66L65 3L66 4H71V2H69ZM92 1H94V0H92ZM103 1V0H102ZM109 2H110V0H108ZM114 1H116V0H114ZM120 1V0H119ZM117 2L118 3V5H120L121 6V4H123V3H120V2ZM127 1V0H126ZM126 1H125V3H126ZM130 1V0H129ZM133 2H134V4H132V2H131V4L130 5H128V6H131V8H133V10H137V8H138V10L140 9V10H144V11H146V12H142L141 11V15H139V14H137V16L139 15V18L136 20V21H132V19L130 18V21H131V23H130V21H129V23L127 22H125L124 21V18L122 19V16H121V19H122V21H124V23L126 24V25H123V22H122V24L121 23H119L120 22V18L117 20L118 21V24H120L121 26H118L116 29L118 30H116V32L115 33H117V34H115L114 33V38H112V39H109V40H111L110 41V44H108L109 45V49L110 50H106V49H104V47L103 48H101V46L100 47H96V45H98V44H94L95 43V39H93V42L94 43H92V44H90L91 46V48H89V50H87L88 52H83L84 53V57L85 58H88V59H92V58H103V61H105L106 63H107V65H104V66H102V68H104L105 66V68H104V70L102 71V72H110V71H112V72H114L115 70H114V68H115V65L116 64H118L119 65V63L121 62V61H124V64L122 63V65L123 66H125V67H129L128 68V70H136V69H138V71H134V72H131V73H128V74H126L125 76H123L122 78H120V80H119V82H111V81H109V82H106L107 81V77L106 78H104V77H102V78H100V77H96V76H93V74H94V71H93V68H94V66H92L93 64H91L90 63V60L87 62V66H86V68L81 72V79H83L82 81L80 80L78 83H76V84H71V87H72V89H75V91L73 90L72 92H74V96H73V98L71 97H66L67 98V100H63L62 102H57V101H54V104L52 105V107H51V113H52V115H53V117H52V119H54L55 117V122L57 121L56 119H58L59 117V119H61V120H63V119H67V121L68 120H75V119H79V120H81L80 118H82V115H83V113L84 112H86L87 110H88V112L89 111H91V110H89V108H90V105L91 104H94L93 102H103L104 103V105H106V107L109 109V112L110 111H112V110H117V111H119L118 109H116V106L118 105L119 106V104H121V101L122 102H124V103H122V104H124L125 105V102H126V100H128V102L130 101L129 100V98L131 99L132 98V96H133V103H134V101H136V99H137V97H136V99L134 100V96H136V94L138 95V94H146L148 97H149V95H150V97H151V93H156L155 94V96H157V88H159V87H161L163 84V80H164V78L165 77H171V78H169L170 79V81H172L171 83H173V86H176L177 88H174V90L176 89V92L180 95V97H181V99H178L179 101H177V99H176V101L178 102H175V103H173V101H171L172 99H174V98H176L177 96L175 95V97L172 95V97H171V100H166L167 98H169V97H167L166 99H165V101H164V103L162 104V103H159V104H162V111L164 112L165 111V113L167 112L168 113V111L169 110H173V108H172V106H175V107H177L178 105H179V107H180V105H189V104H192L191 106H189V107H192L193 106V104L195 105V104H200V106H201V104L203 103V101L204 100H206L207 98H209L208 100H209V103H210V106H211V108H209V109H202L201 107H199L198 105H196V107L198 106L199 107V111H197V109H196V114H195V119H194V121L193 122H190V121H192V120H190V121H188L189 123H188V125H186V127L181 123L182 121H178L177 123H175V124H182L184 127V129H182V126L180 125V127H181V130L182 131H179L177 134H179V135H175V134H170V131L171 130H167V131H165L166 130V128H168V129H170L169 127V124H168V126L169 127H165L166 126V124L167 123H164L163 121H161V123H162V125H163V123H164V126L163 127H165V128H161L160 130V132L158 131V129H157V131L159 132V134L157 133V136H153V137H147V135L149 134V133H146L147 135H146V137H147V139L148 140H146L147 141V143H149L150 141H152V139H154L155 137H158V138H155V140H157L158 142H159V144L160 143H164V145H157L156 147H154V148H152L150 151H148L147 153H146V151H147V147H146V144H145V142H139V139L140 138H138V136L137 135H135L134 137H133V140H132V143H133V145L132 146H130L131 144H129V147H127V149H124V146H126V145H124L123 146V148L122 149H120L119 147H117V150H118V148H119V150L118 151H120L119 153H123V155H124V160L125 159H130L129 161H130V164L127 166V168H128V172H129V169L132 171V169L135 167V165L138 163V162H140V164H141V166H142V169L144 168L145 169V171H147L146 170V168H149V169H151V168H153V170L154 169H157L158 168V166L159 165H161V164H163L162 162H166V159L171 163V161H172V158H170V159H168V154L170 155L172 152L174 153V152H176V151H178L179 150V142H181V141H185V140H194V141H201V140H204L205 139V142H206V139L208 138L209 139V137H211L212 136V134L211 133H209L208 132V130H210V129H217L218 127L219 128H223L224 126H222L221 124V127H220V125H219V121L225 116L226 117V115H230L231 114V112H233L234 110H240V113H243L244 112V110H243V112H241L242 110H241V108H239V107H244V109H245V111L246 110H248V111H250L251 113H249V114H251V115H253L254 114V116L255 115H257V114H263V111H264V68H263V72H261L260 73V71L258 72V73H256V68H258L259 66L258 65H260L261 66V64L262 63H260V62H263L264 63V55L263 54H260V51H262L263 49H264V15H263V17H260V16H262L261 15V13L259 12H257V10L254 8V14H257V16L260 14V16L259 17H257L256 18V16H253L252 17V14L250 15L248 12L249 11H247V10H250V6H253L255 3H256V5H257V2H259V3H261V0H232V1H230V0H228V3L229 2H231L230 3V8L232 7V5H234V7H235V9H236V11L235 12H237L236 14H234V11H232L233 13L232 14H234V15H236V18H232V19H230V21L231 20H235V24H232V25H235V26H231L230 28H228V26H227V24L226 23H228V24H230L231 25V23H234L233 21L231 22V23H229V22H227L226 21V19H227V17H228V20H229V16L230 15H232L231 13H230V15L229 16H227L226 17V15H228V14H225L226 13V8H225V12H223L224 13V15H222V16H224L225 18V25L227 26L226 28H228V29H232V27H233V29H234V27H235V29H234V32L232 31V33H235V38H236V40H235V42H234V39L232 38V33H231V35L230 34H227V35H229V36H231V38L233 39L232 40V44L230 45V44H228V45H230V47L227 49L226 48V50H222L221 51V53H222V55H221V57H220V60H219V62H216L215 61V63H214V61L212 62V58L214 59V57L215 56H217V54L214 56V57H212L213 56V54H212V56H210L209 55V52H210V50H208V49H210V48H206V43H208L207 42V40H209L210 39V46L212 47V45L216 42V40H214V41H212V45H211V40L214 38V31L216 30V28L217 27H215L214 25V27H215V30H213V33H212V25H211V23H209V21L210 22H212L213 23V21L214 20H212L211 21V19L208 21V17L210 16L209 14H210V12H209V7H204V6H202V4L201 3H203L202 1H204V0H201V2H200V5H201V10H199L200 8V6L198 7L199 9L197 10L196 9V6L198 5V0H188V2H187V4H188V6H183V19L182 20H179L178 19V21L177 20H173V26H171V28L169 27V29H172V27H174L175 26V28H173V31H176L175 33H174V35H171V36H173V37H170V36H168L167 34L169 33V32H171V31H169V32H167L166 33V31L168 30H166V31H164V29H165V27H163V21H162V23H160L161 21V19L159 20L160 22H157L158 21V18L157 17H160V16H164V15H166V16H173V14H174V10L176 9V10H178V12L180 11V7H179V9L178 8H175L174 10H172L171 8H172V6L170 5V4H172L171 3V1L172 0H146V2L145 3H143V6H141V5H138V3L140 4L141 3V1L142 0H132ZM175 1V0H174ZM179 1H183V0H179ZM186 1V0H185ZM209 0H207V1H205L206 2V4H207V2H208ZM212 1V0H211ZM211 1H209V2H211ZM214 1V0H213ZM217 1V0H216ZM219 1V0H218ZM225 1H227V0H224L221 4L223 5V4H227V5H229L228 3H226ZM264 0H262V2H263ZM18 2H20V1H18ZM29 2V1H28ZM28 2H26V3H28ZM32 2V1H31ZM34 2H35V0H34ZM39 2V1H38ZM37 2V3H38ZM42 2V1H41ZM54 2H56L55 0H54ZM53 2V4H55ZM63 2V1H62ZM72 2H73V0H72ZM78 2H79V0H78ZM91 2V1H90ZM97 2V4L98 3H100L101 1H96ZM128 2V1H127ZM143 2H144V0H143ZM173 2V1H172ZM178 1H175V4H172V5H176V3H177ZM4 2H2L1 3V6H2V4H3ZM15 3H16V1L14 2V5H15ZM23 3V2H22ZM45 3V2H44ZM43 3V6L42 7H44V4ZM59 3H60V1H59ZM76 5H79V4H77V1L76 2H74ZM80 3H81V1H80ZM104 3H106L105 1H104ZM114 3V2H113ZM116 3V2H115ZM183 3H186V2H184L183 1ZM214 3V4H213ZM213 3H211L212 5H215V1L213 2ZM219 3V5H220V2H218ZM258 3V4H259ZM264 3V2H263ZM8 4V3H7ZM11 4H13V3H11ZM30 4V3H29ZM33 4V3H32ZM39 4H41V3H38V5ZM48 4V3H47ZM49 4H50V2H49ZM48 4V5H49ZM60 4H63V3H60ZM68 4V5H69ZM84 4H86V3H84ZM90 4H92V3H90ZM96 4V5H97ZM103 3L101 2V7L104 5V7H105V9H106V15L105 16H107V15H109V13H108V9H107V7L109 6V3H107L108 4V6L106 7V5L105 4H103ZM179 4H182L181 2H179ZM262 4V3H261ZM17 5H18V3H17ZM22 5V4H21ZM21 5H20V7H21ZM25 5V4H24ZM35 5V4H34ZM68 5H66V6H68ZM114 5V4H113ZM113 5H110L109 6V8L111 9V6H113ZM116 5V4H115ZM115 5H114V8H115ZM127 5H125V7H124V9L126 8L127 9ZM184 5V4H183ZM210 5V4H209ZM216 5H217V3H216ZM227 5L225 6V7H227ZM264 5V4H263ZM46 6V5H45ZM53 6H55V5H53ZM70 6H73V3L71 4V5H69V7ZM98 6V5H97ZM96 6V7H97ZM117 6V5H116ZM119 6V7H120ZM170 6H171V8H170ZM178 6H180V5H178ZM177 5H176V7H178ZM211 6V5H210ZM260 6H262V5H260ZM7 6H5V8H6ZM9 7V6H8ZM11 8L13 7V5L12 6H10ZM19 7V6H18ZM34 7V6H33ZM41 7V8H42ZM49 7V6H48ZM63 7V6H62ZM62 7H58V9L59 8H62ZM75 6H73V8H74ZM90 7V6H89ZM100 7V8H101ZM122 7H123V5H122ZM122 7H120V8H122ZM134 7H135V9H134ZM156 7H158V8H156ZM215 7V6H214ZM217 7V6H216ZM215 7V8H216ZM219 7H221V6H219ZM250 7V8H249ZM256 7V6H255ZM257 7H258V5H257ZM14 8L15 7H13L12 8V11L14 10ZM23 8V7H22ZM21 8V9H22ZM25 8H26V6H25ZM31 8H32V6H30V10H31ZM36 8H38L39 9V7H37V5H36ZM41 8H40V10H41ZM50 8V7H49ZM51 8H53V7H51ZM54 8H56V7H54ZM76 8V7H75ZM78 8V7H77ZM79 8H80V10H81V6L79 5ZM83 8L84 9H86L87 8V6L86 7H84L83 6ZM95 8V7H94ZM156 9V10H152V9ZM174 8V7H173ZM211 8H213V7H211ZM228 8V7H227ZM230 8H228V9H230ZM240 8H243L242 10L240 9ZM249 8V9H248ZM263 8V9H262ZM3 9H4V6H3ZM24 9V8H23ZM28 9V8H27ZM33 9V8H32ZM64 8H62V12H64V10H63ZM66 9V11H67V8H65ZM91 9H93L92 7H91ZM91 9H89L90 11H91ZM103 9V7L101 8V10ZM110 9H109V11H110ZM115 9H118L117 7L115 8ZM130 9V8H129ZM158 9V10H157ZM214 9V8H213ZM221 9H223V11H224V8H222L221 7ZM221 9H217V10H219V12H220V10ZM231 9H234V8H231ZM240 11H239V10ZM247 9V10H246ZM252 9V8H251ZM259 7H258V11H259ZM261 9L264 11V7L262 6L261 7ZM1 10V9H0ZM26 10V9H25ZM24 10V11H25ZM29 10V9H28ZM40 10H35V13H34V11L32 12V13H34L33 15H35L36 14V11H37V15H38V12L40 11ZM45 10H47V7H46V9ZM53 10V9H52ZM51 10V11H52ZM57 10V9H56ZM55 10V11H56ZM68 10H70V9H68ZM79 10V11H80ZM88 10V9H87ZM128 10V9H127ZM139 10V11H140ZM150 10H152V11H150ZM211 10V9H210ZM217 10H215V11H217ZM253 10V9H252ZM261 10V11H262ZM4 11V10H3ZM12 11L10 10V12L12 13ZM16 11V10H15ZM14 11V12H15ZM42 11H43V9H42ZM54 11V16H55V14H56V12ZM59 11V13H60V11L61 10H58ZM72 11V10H71ZM70 11V12H71ZM74 11V10H73ZM72 11V12H73ZM77 11V10H76ZM86 11V10H85ZM84 11V12H85ZM99 12H100V10H98ZM126 11V10H125ZM172 11H173V14H172ZM9 12V11H8ZM13 12V13H14ZM27 12V11H26ZM48 12V11H47ZM60 13L59 15L60 16H63V13ZM70 12H69V14H70ZM82 12H83V10H82ZM87 12V11H86ZM93 12V11H92ZM102 12V11H101ZM100 12V13H101ZM105 12H103V13H105ZM112 12H114L113 10H112ZM119 12V11H118ZM118 12H117V17H118ZM122 12V11H121ZM120 12V13H121ZM129 12H131V10L129 11ZM129 12L127 11L126 13L128 14V16L127 17H130L129 16ZM134 12V11H133ZM177 12V11H176ZM178 12H177V16L179 15L178 14ZM212 12H214V10L212 11ZM211 12V14H213ZM218 12V11H217ZM219 12H218V14H219ZM221 12H222V10H221ZM220 12V13H221ZM228 12H230V11H228ZM227 12V13H228ZM250 12H252L251 10H250ZM5 13V12H4ZM4 13L2 12V14H3V19H5V17L7 18L8 16L6 15V13H5V15L6 16H4ZM20 13V11L17 13V14H19ZM24 13V12H23ZM46 13V12H45ZM65 13V12H64ZM81 12H79V14H80ZM87 13H89V11L87 12ZM99 13V15L102 17V15ZM102 13V14H103ZM108 13V14H107ZM126 13H124V14H126ZM136 13V12H135ZM223 13H221V14H223ZM1 13H0V16L2 15ZM25 14V13H24ZM30 15H31V13H29ZM51 14V16H52V12L50 13ZM62 14V15H61ZM65 14H68V12L67 13H65ZM64 14V15H65ZM73 14V13H72ZM76 14V16H74V17H77V12L75 13ZM110 14H111V12H110ZM115 14V13H114ZM123 14V13H122ZM123 14V15H124ZM126 14V15H127ZM131 14V13H130ZM172 14V15H171ZM220 14V15H221ZM21 15V14H20ZM26 15V14H25ZM25 15H23V17L21 16V19H20V17H19V19L20 20H23L25 17ZM27 15H28V13H27ZM33 15H31V16H33ZM42 15V14H41ZM46 15H47V13H46ZM86 15V14H85ZM104 15V14H103ZM120 15V14H119ZM126 15H124L123 17H125ZM133 15H135V14H133ZM181 15V14H180ZM217 15V14H216ZM11 16H13V15H11ZM15 17H16V15H14ZM13 16V17H14ZM29 16V15H28ZM28 16H26V17H28ZM36 16V15H35ZM69 16V15H68ZM81 16H82V14H81ZM89 15L87 14V16H85L86 18L88 17ZM111 16V15H110ZM115 16V15H114ZM136 16V15H135ZM165 16V17H166ZM214 16V18L216 17L215 15H213ZM219 16V15H218ZM14 17V18H15ZM34 17V16H33ZM37 17H39V21L41 22V16H40V14H39V16H37ZM36 17V18H37ZM46 17V16H45ZM45 17L43 18V19H45ZM48 17H49V15H48ZM57 18L56 19H58L59 17H58V15L56 16ZM64 18H65V16H63ZM70 17H72L71 16V14H70ZM80 17V16H79ZM78 17V18H79ZM112 18H113V20L116 18L117 19V17H113V15L111 16ZM120 17V16H119ZM181 17V18H182ZM210 17H212V16H210ZM209 17V18H210ZM255 17V18H254ZM1 18H2V16H1ZM9 18V17H8ZM11 18V17H10ZM7 19V21L9 22V23H7L8 25L12 22V24H14L13 23V20H15V19H17V18H15V19ZM30 18V17H29ZM29 18H27V19H25L24 20V22H25V24H26V20H28ZM35 18V17H34ZM54 19H55V17H53ZM69 18V17H68ZM81 18V17H80ZM79 18V19H80ZM126 18V17H125ZM137 18V17H136ZM160 18H162V17H160ZM174 17H171L170 19H173ZM179 18V17H178ZM219 18H220V16H219ZM18 19V21L20 22V20ZM33 19V18H32ZM47 19V18H46ZM54 19H52V17H51V20L53 21ZM63 18H61V19H59V21H61ZM81 19H83V21H84V18H81ZM101 19V18H100ZM104 19H106L105 17H104ZM109 19H111V18H109ZM127 19H129V18H127ZM133 19H134V17H133ZM167 19H169V18H167ZM212 19H213V17H212ZM223 19V18H222ZM222 19H219V20H222ZM224 19H223V21H224ZM2 20V19H1ZM9 20H11V22L9 21ZM37 20H38V18H37ZM36 20V21H37ZM50 20V21H51ZM65 20H66V22H68L67 20V18H65ZM98 20V19H97ZM102 20V19H101ZM100 20V21H101ZM107 20H108V17H107ZM106 20V21H107ZM112 20V19H111ZM135 20V19H134ZM164 20H166L165 18H164ZM16 21V20H15ZM14 21V22H15ZM32 22H33V24H34V21H35V19L34 20H31ZM31 21H29L28 20V24H29V22L31 23ZM43 21V20H42ZM47 21H49V20H47ZM51 21V22H52ZM55 21V20H54ZM53 21V22H54ZM62 21H64V19L62 20ZM69 21H72V20H69ZM77 21H79V20H77ZM82 21V20H81ZM91 20H89V22H90ZM106 21L104 22V21H102L103 23H104V25L106 24ZM117 21H115V22H117ZM168 21V20H167ZM166 21V22H167ZM171 20H169V22H170ZM216 21H217V19H216ZM222 21V22H223ZM17 22V21H16ZM15 22V23H16ZM19 22H17L18 24L17 25H20L19 24ZM23 22V23H24ZM45 22V21H44ZM52 22V23H53ZM85 22V21H84ZM109 22H110V20H109ZM114 22V21H113ZM114 22V23H115ZM172 22V21H171ZM218 22H220V21H218ZM221 22V24L223 25L224 24V22L222 23ZM3 23V22H2ZM36 23V22H35ZM37 23H38V21H37ZM36 23V24H37ZM50 23V22H49ZM49 23L47 24V23H45L46 24V26H48L49 25ZM56 23V22H55ZM57 23H59V22H57ZM56 23V24H57ZM62 23H64V22H62ZM72 23H75V22H72ZM71 23V24H72ZM79 22H77V24H78ZM83 23V22H82ZM86 23H88V22H86ZM108 23V22H107ZM158 23H160V24H158ZM5 24H6V22H5ZM4 24V25H5ZM42 23H40V25H41ZM44 24V23H43ZM61 24V23H60ZM68 24H70L69 22L67 23V25L65 24L64 26L66 27V26H68ZM77 24L75 23V25L77 26ZM89 24V23H88ZM87 24V25H88ZM157 24V25H156ZM161 24H162V27L164 28H162L161 27ZM215 24V23H214ZM218 24V23H217ZM0 25H1V22H0ZM16 25V24H15ZM13 26L14 28L16 27V26ZM51 25V24H50ZM58 25V24H57ZM63 25V24H62ZM73 25V24H72ZM78 25H81V23L80 24H78ZM84 25V24H83ZM110 25H112L111 23H110ZM151 26V29L149 28L150 26ZM155 25V26H154ZM165 25H166V23H165ZM216 25V24H215ZM220 25V24H219ZM9 26H12V25H9ZM8 26V27H9ZM21 26V25H20ZM27 26V25H26ZM74 26V25H73ZM106 26V25H105ZM107 26H108V24H107ZM113 26V28H114V25H112ZM1 27V26H0ZM4 27V26H3ZM6 27V26H5ZM8 27H6V30H7V28ZM36 27H38V29H40L39 28V25L37 26L36 25ZM43 27V26H42ZM49 27V26H48ZM53 27V26H52ZM55 27V26H54ZM58 27V26H57ZM63 27V26H62ZM78 27H80V26H77V28ZM82 27V26H81ZM84 28H85V25L83 26ZM89 25H88V29H89ZM100 27V26H99ZM220 27H222V26H220ZM219 27V28H220ZM224 28H225V26H223ZM10 28H12V27H10ZM20 29H21V27H19ZM28 28V27H27ZM26 28V29H27ZM59 28V27H58ZM60 28H61V25H60ZM75 28V27H74ZM73 28V31L74 30H76L77 31V29H74ZM104 28V27H103ZM108 28V27H107ZM112 28V31H114L115 29H113ZM154 28V29H153ZM167 28V27H166ZM225 28V29H226ZM4 29V28H3ZM23 29H24V27H23ZM36 29V28H35ZM43 29V28H42ZM42 29H40V30H42ZM46 29H48V28H45V26H44V30H46ZM49 34H50V32H51V27H49ZM56 28H53V30H55ZM62 29V28H61ZM88 29L86 28V29H84V30H87L88 31ZM91 29V28H90ZM90 29H89V31H90ZM153 29V30H152ZM6 30H4V32L5 33H7V31ZM16 30H18V26H17V29ZM28 30V29H27ZM26 30V31H27ZM43 30V32L44 33H46L47 32V30H46V32ZM52 30V31H53ZM60 30V29H59ZM65 30V29H64ZM71 30V29H70ZM70 30H68L67 31V29L65 30V31H67L66 33H68ZM83 30V29H82ZM82 30H80V28H79V30L77 31V33L79 32V33H81L80 31H82ZM91 30H93V31H90L91 32V34H92V32H94V29H91ZM96 30V29H95ZM109 30H110V27H109ZM151 30H152V32H151ZM220 30V29H219ZM219 30H218V28H217V32H219ZM222 30V29H221ZM2 31V30H1ZM20 32H18V34L19 33H22L23 32V30H22V32H21V30H19ZM25 31V32H26ZM29 31V30H28ZM32 32L34 31V30H31ZM58 31V30H57ZM56 31V32H57ZM62 31V30H61ZM64 31V32H65ZM72 31V30H71ZM70 31V32H71ZM98 31V30H97ZM172 31V32H173ZM224 32H227V31H225V30H223ZM223 31L222 32H219V33H222L223 34ZM17 32V31H16ZM25 32H23V33H25ZM42 32V31H41ZM40 31H39V33H41ZM42 32V33H43ZM58 32H60V31H58ZM63 32V31H62ZM64 32L62 33V34H64ZM86 31H84V32H82V33H85ZM90 32H88V33H90ZM149 32H151V37L148 35V33ZM171 32V33H172ZM187 32L189 33L190 32V36H189V38L187 39V40H185L186 38L185 37H188V36H186V35H189V34H187ZM230 32V31H229ZM29 33V32H28ZM35 33V32H34ZM36 33L37 34H39L38 33V31H36ZM36 33H35V35H33L32 34V36H35V38H37L36 36H38V35H36ZM53 33H55L54 31H53ZM65 33V34H66ZM77 33H75L76 35H78ZM81 33V34H82ZM113 33V32H112ZM164 33H166V34H164ZM228 33V32H227ZM1 34V33H0ZM31 34V33H30ZM47 34V33H46ZM52 34V33H51ZM51 34H50V38L53 36H51ZM90 34V35H91ZM207 34H208V36H209V34H213L212 36H213V38L211 39V38H209L208 37V39H207ZM225 34V33H224ZM8 35V34H7ZM28 36H29V34H27ZM40 35V34H39ZM44 36H45V34H43ZM42 35V37H44ZM55 35L57 36L58 34L57 33H55ZM54 35V36H55ZM72 35H74V34H72ZM84 35V34H83ZM89 35V36H90ZM98 35V34H97ZM96 35V36H97ZM145 35H148L147 37H148V39H149V46H147V47H145L146 45H148V44H146L144 47L142 46V40H145L146 39V37H145ZM217 35V33L215 34V36ZM220 35V34H219ZM226 35V34H225ZM49 36V35H48ZM53 36V37H54ZM66 36V35H65ZM64 36V37H65ZM93 36H94V34H93ZM93 36H90V37H93ZM111 36V35H110ZM228 36V37H229ZM11 37V36H10ZM24 37H26V36H24ZM39 38L41 37V36H38ZM61 37H63V36H61ZM60 37V38H61ZM68 37V36H67ZM78 37V36H77ZM95 37V36H94ZM93 37V38H94ZM98 37V36H97ZM221 37V36H220ZM226 37V36H225ZM2 38V37H1ZM6 38H8V37H6ZM5 38V39H6ZM13 37H11V39H12ZM28 38V37H27ZM31 38V37H30ZM49 38V37H48ZM56 38V37H55ZM82 38V37H81ZM216 38H218V37H215V39ZM222 38V37H221ZM4 39V37H3V39L1 40V42L0 43H7L8 44V42H7V40L9 41L10 39L8 38L5 42H2L3 40H5ZM23 39V38H22ZM44 39V38H43ZM59 39V38H58ZM178 39H180V41L179 42H181V41H184V43H183V46H182V44H181V49L179 48V46H180V43H179V45L177 46L178 47V49H177V47L176 46H174V43L175 42H178ZM220 39V38H219ZM225 39V38H224ZM13 40V39H12ZM32 40H33V37H32ZM47 39H46V36H45V41H46ZM55 40V39H54ZM53 40V41H54ZM89 40H90V38H89ZM96 40H98V38H96ZM221 40H223V39H221ZM221 40L220 41H218V39H217V41L218 42H221ZM227 40V39H226ZM48 41V40H47ZM46 41V42H47ZM51 41V40H50ZM57 41V40H56ZM60 41H62L61 39H60ZM60 41H57L58 43H60ZM76 41V40H75ZM80 40H79V38H78V41H76V44H77V42H79ZM100 41H102V39L100 40ZM225 41V40H224ZM224 41H222V42H224ZM231 41V40H230ZM22 42H24V40L22 41ZM52 42V41H51ZM56 42V43H57ZM81 42V41H80ZM92 42V41H91ZM97 42V41H96ZM221 42V43H222ZM5 43V44H6ZM11 43V42H10ZM9 43V44H10ZM17 43H21L20 41L18 42L17 41ZM26 43V42H25ZM62 43V42H61ZM60 43V44H61ZM102 43V42H101ZM104 43V42H103ZM219 44V43H217V45L219 46V45H221L222 46V44ZM5 44H0V45H3V47L5 46V48H6V45ZM14 44V41H13V43H12V45ZM16 44V43H15ZM24 44V43H23ZM27 45H26V48H28L29 49V47H27L29 44L28 43H26ZM47 44H48V42H47ZM53 45H51V48H52V46H54V44H55V41H54V43H52ZM25 45V44H24ZM58 45V44H57ZM62 45V44H61ZM74 45V44H73ZM11 46V45H10ZM10 46H8V47H10ZM17 46V45H16ZM21 46H22V44H21ZM33 46V45H32ZM48 46H49V44H48ZM60 46V45H59ZM78 46H79V43H78ZM77 46V47H78ZM105 46V45H104ZM207 46H209L208 44H207ZM216 46V44L213 46V47H215ZM217 46V47H218ZM250 46H254V50H253V52H252V54H251V59H250V63H249V65L247 66V69H246V73H244V75H243V77H241V78H239V76L238 75H236L235 74V71H234V68H235V65L237 64L238 65V62H240V61H238L239 59H240V56H241V54L243 53V52H245V51H247L248 49H250L251 47ZM0 47H2V46H0ZM14 47V46H13ZM19 47V46H18ZM22 47H24V46H22ZM50 47V46H49ZM58 46H56V44H55V47L54 48H57ZM61 47V46H60ZM120 47L121 48H123V52H121V56H119V57H117L116 55V60H115V58L113 59V57H108V55L110 56L111 55V51H113V53L115 54L116 52H114L115 50L114 49H116L117 50V52H118V50H120ZM173 47H176V48H173ZM11 48V47H10ZM10 48H8L9 50H10ZM15 48V47H14ZM13 48V49H14ZM25 48V47H24ZM23 48V50H26V49H24ZM48 48V47H47ZM59 48V47H58ZM57 48V49H58ZM76 48V47H75ZM75 48H72V50L73 49H75ZM119 48V49H118ZM216 48V47H215ZM7 49V48H6ZM18 49H21V47L20 48H18ZM31 50H32V48H30ZM49 49V48H48ZM61 49V48H60ZM67 49V48H66ZM83 49V48H82ZM180 49V50H179ZM217 49V48H216ZM220 49V48H219ZM256 49H259V51L257 52V50ZM3 50L4 49H2L1 51L3 52ZM14 50H16V49H14ZM31 50H29L28 52H30V53H32L31 52ZM52 50H54V49H52ZM52 50L50 51V49H49V51L50 52H52ZM56 50V49H55ZM54 50V51H55ZM76 50V49H75ZM80 50V49H79ZM79 50H78V52H79ZM86 50V49H85ZM0 51V54H2V52ZM58 51V50H57ZM68 51H69V49H68ZM67 51V52H68ZM77 51V50H76ZM122 51V50H121ZM212 51V50H211ZM213 51H214V49H213ZM216 51L217 50H215V53H216ZM4 52H5V50H4ZM6 52H8V50L6 51ZM9 52H12V49H11V51H9ZM8 52V53H9ZM15 52V54L16 53H18V51H14ZM20 52V51H19ZM66 52V53H67ZM82 52V51H81ZM81 52H79V54H81ZM217 52H219V50L217 51ZM13 53V52H12ZM69 53V52H68ZM213 53V52H212ZM29 54V53H28ZM27 54V55H28ZM33 54V53H32ZM32 54H31V57H32ZM77 52H75V53H73V51H72V54H70L66 59L67 60H64L63 59V62H60V63H58L57 65H56V67L60 70V69H67V68H72L73 70H75L76 71V66H75V63L76 64H83L84 63V59H83V54L82 55H79ZM113 54V55H114ZM211 54V53H210ZM244 54V53H243ZM4 55V54H3ZM9 55H10V53H9ZM12 55V54H11ZM18 55H19V53H18ZM26 55V56H27ZM30 55V54H29ZM28 55V56H29ZM118 55V54H117ZM124 55V56H123ZM1 56V55H0ZM5 56H6V54H5ZM8 56V55H7ZM26 56H21L22 58L23 57H26ZM67 56V55H66ZM112 56V55H111ZM114 56V57H115ZM124 58H123V57ZM209 56L210 57H212L211 59L209 58ZM12 57V56H11ZM9 57V58H7V59H5V57H4V59H5V61H6V64H7V66L9 67V68H5L6 69V72H4L3 70H1V71H3L4 73L3 74H0V95H1V97H4L5 95H6V97H7V95H8V93L9 92H11V93H13V94H15V96L16 95H20V93L22 94V90L24 89V90H26L27 88H26V86L28 85L29 86V84H31L32 83V87L31 88H33L34 89V87H33V83H37V87L38 86H40L41 87V85L43 86L42 88H44V90H43V93L41 94V92H40V94H39V97H40V100L38 99V97H36L37 99H38V101H36V106L33 108V109H31L30 110V112L26 115V120L23 122V121H21V124H20V122L18 123V124H16L15 122L13 123L12 122V119H11V116L13 115V117H14V114L15 113H17L19 110L21 111V109H22V106H23V104L22 103H24V102H22L21 103V100H18L17 98H16V100H14V101H8V99H7V101L8 102H6L5 104L3 103V100H2V103H3V105L1 106V109H2V111L0 112V126L3 128V129H1L2 131L4 130V133H6L7 134V132H6V130L8 131V135H9V128H11V127H15V130H16V133L17 134H15L16 136H13L14 137V139H12L11 141H8V142H6L5 140H4V142H6V143H0V209L1 208H9L8 207V204H10V203H12L11 201L13 200V199H9L8 197H10V196H12V195H20L21 194V191H24V190H26V189H31V188H33L34 186V183L31 181L30 182V180H28V175H30V174H32V173H34V171H35V169L38 167V166H42V165H44V164H50L51 165V167L53 166V167H55L56 169H57V173H58V175H67V174H69V173H71V172H73V171H75V170H78V169H82V166H84V165H87V162H85L84 164L82 163L80 166L81 167H77L76 166V164H75V160L77 161V159H76V157H74L75 155H72L71 154V150L72 149H70L69 150V145H66V146H68V147H66L65 146V143H69V140H70V142H71V137H72V134H69V135H71L70 136V138H69V136L67 135V134H64V132L63 133H53L52 135H51V133H52V131L50 132V135H49V137L51 136V139H45L46 137H43L44 138V140H42V142H43V144L45 145L44 146V148L48 145V143L49 142H51V141H53V142H55L54 144H58V141L59 142H63V140H65V142H64V145H54V144H52V142L51 143H49V144H52V145H54V146H57V147H54L53 146V148H56L54 151H53V153H55L54 155L53 154H51V150L49 149L51 146L50 145H48L49 146V148H48V150H50V153H47V151L45 150V149H40L41 147V143H40V141L41 140H39L38 141V139H39V136H40V134H42V129L43 128H48V126H45V124L47 123V118H50L51 117V115L49 116V114H50V112H43V109L40 107L41 105H42V103L44 102V100H46V102L49 104V102H48V98H50L49 97V95H48V92L49 91H54V88L58 85L56 82H54V83H51L52 82V80L51 79H55V80H58V78L57 77H55L54 75H53V69L52 68H44L43 66H42V61H41V59L40 58H31V57H29V59H27V60H25V62L23 63V64H20V65H18L19 67L18 68H16V69H14V68H12L11 69V66L13 67V66H16L15 65V63L13 64V65H11L14 61H16L17 60V55L16 56H14V57H16V60L12 57ZM20 56H19V60H20V58H21ZM108 57V58H107ZM146 58L147 60H148V62L146 63V65H145V67L143 68V69H141L140 67H139V65H138V63H137V59L138 58ZM110 58L111 59H113V61L111 62H108L109 60H110ZM216 58V57H215ZM216 59H219V58H216ZM215 59V60H216ZM3 59H1L0 61H1V63H4L3 61H2ZM18 60V61H19ZM23 60H24V58H23ZM115 60V61H114ZM20 61H22V60H20ZM19 61V62H20ZM85 61H87V60H85ZM93 61V60H92ZM91 61V62H92ZM17 62V61H16ZM19 62H17V64H19ZM104 63V62H103ZM245 63V62H244ZM260 63V64H259ZM5 64V65H6ZM38 64V65H37ZM237 65H236V67H237ZM120 66H121V63H120ZM258 66V67H257ZM6 67V66H5ZM17 67V66H16ZM263 67V66H262ZM2 68H4V66L2 67ZM1 68V66H0V69H2ZM47 69L48 71H46V70H44V69ZM240 70H241V68H240ZM258 71V70H257ZM1 73V72H0ZM44 73H46L47 74V76H43V74ZM216 74H218L219 76H220V80H219V86H217L216 88H217V93L215 94V95H212V96H210L209 95V92H211L210 91V88H211V85H210V83L208 82V81H202L200 84H198V83H196L195 85H193V84H187V86L184 84V83H186V81L187 80H190L191 78H195V77H198V76H204L205 78H207V77H210V76H213V75H216ZM238 76V77H237ZM238 78L237 80L235 79V78ZM167 78V79H168ZM86 79H92V80H94V82H93V84L92 85H86L85 84V80ZM105 79H106V81H105ZM166 79V78H165ZM168 79V80H169ZM196 80V79H195ZM206 80V79H205ZM233 80H236V81H233ZM54 81V80H53ZM167 81V80H166ZM169 81V82H170ZM12 82H14V83H12ZM67 82H70V81H68L67 80ZM165 82V81H164ZM169 82H165L167 85L169 84ZM193 82V81H192ZM38 83H42L41 85L40 84H38ZM58 83H62V82H58ZM164 83V84H165ZM54 84H57V85H54ZM165 84V85H166ZM214 84V83H213ZM213 84H212V86H213ZM170 85V84H169ZM215 85H216V83H215ZM31 86V85H30ZM35 86V85H34ZM67 86H65L64 88H66ZM71 87H68V88H71ZM125 87H126V89H128V90H126L125 91ZM163 87H166V86H163ZM214 87V86H213ZM26 88V89H25ZM31 88H28V90L29 89H31ZM162 88V87H161ZM170 90H171V88L170 87H168ZM215 88V89H216ZM39 89V88H38ZM71 89V90H72ZM124 90V93L126 94V95H121L120 96V94H121V92H123V90ZM166 89V88H165ZM168 89V90H169ZM178 89V90H177ZM36 90V89H35ZM68 92H69V90L68 89H66ZM70 90V91H71ZM172 90H173V88H172ZM37 91V90H36ZM39 91H41V88L39 89ZM161 91V89L159 88V92ZM24 93H25V91H23ZM164 92V91H163ZM166 92H168V91H166ZM197 92H199L198 94H196V95H198V97L197 98H195V100L193 99L194 97L193 96H195V93H197ZM5 93H7V94H5ZM27 93H30V92H27ZM38 93V92H37ZM71 93V92H70ZM70 93H68V94H70ZM124 93H122V94H124ZM173 93H175V91L173 92ZM176 93V94H177ZM2 94H5L4 96H2ZM13 94L11 95L13 98H14V96H13ZM33 94V93H32ZM32 94H30V95H32ZM67 94V95H68ZM161 94V93H160ZM212 94V93H211ZM22 95H24V94H22ZM26 95V94H25ZM29 95V94H28ZM143 95L141 96V97H143ZM145 95V96H146ZM66 96V95H65ZM123 96V97H122ZM144 96V97H145ZM153 97H154V95H152ZM158 96H159V94H158ZM157 96V97H158ZM162 96V95H161ZM165 96H166V94H165ZM164 96V97H165ZM167 96H169L168 94H167ZM171 96V95H170ZM0 97V98H1ZM10 97V96H9ZM34 97V96H33ZM122 97V98H121ZM124 97L126 98V99H124ZM160 97V96H159ZM158 97V98H159ZM174 97V98H173ZM196 97V96H195ZM11 98V97H10ZM9 98V99H10ZM18 98H20V97H18ZM120 98H121V100H120ZM152 98V97H151ZM151 98H150V100H151ZM6 99V98H5ZM22 99H23V97H22ZM34 99H35V97H34ZM146 99V98H145ZM157 99V98H156ZM161 99H162V97H161ZM161 99H159V100H161ZM13 100V99H12ZM26 100V99H25ZM36 100V99H35ZM42 100H43V102H42ZM120 100V101H119ZM149 100V101H150ZM153 100V99H152ZM162 100H164V99H162ZM23 101V100H22ZM28 101V100H27ZM78 101V102H77ZM142 101L143 102H145L144 100H143V98H142ZM141 101V104L143 103ZM175 101V100H174ZM1 102V101H0ZM5 102V101H4ZM26 102V101H25ZM32 102V101H31ZM140 102V100L136 103V104H138ZM146 102H148V101H146ZM145 102V103H146ZM46 103V104H47ZM130 103V102H129ZM144 103V104H145ZM33 104V103H32ZM34 104H33V106H34ZM45 104V103H44ZM100 104H102V103H100ZM127 104V103H126ZM140 104V105H141ZM221 104V105H220ZM26 105H28V103L26 104ZM26 105H25V107H26ZM30 105V104H29ZM97 105H99V103L97 104L96 103V106L95 107H97ZM133 105V104H132ZM135 105V104H134ZM133 105V106H134ZM143 105V104H142ZM214 105H216V107L218 106V105H220V107H222L223 106V108H221V110L217 113V115H216V117L215 118H213V119H209L208 120V118H209V114H212V113H210L211 112V110L210 109H214L213 107H214ZM4 106V107H3ZM48 106V105H47ZM122 106V105H121ZM137 105H135V107H136ZM181 106V107H182ZM24 107V106H23ZM29 107V106H28ZM28 107H26V108H28ZM32 107V106H31ZM44 107V106H43ZM101 107V106H100ZM120 107V106H119ZM130 107V106H129ZM134 107V108H135ZM158 107V106H157ZM156 107V108H157ZM188 107V108H189ZM194 107V106H193ZM30 108V107H29ZM45 108V107H44ZM107 108H106V110H107ZM123 108V107H122ZM133 108V107H132ZM138 108H140V107H138ZM185 108V107H184ZM195 108V107H194ZM237 108V109H236ZM91 109V108H90ZM93 109H94V107H93ZM100 109V108H99ZM99 109H97V110H94V112L95 111H99ZM216 110H217V108H215ZM101 110V109H100ZM126 110V109H125ZM161 110V109H160ZM159 110V111H160ZM215 110V111H216ZM127 111V110H126ZM140 111V110H139ZM139 111H137V112H139ZM145 111V110H144ZM143 111V112H144ZM214 111V110H213ZM214 111V112H215ZM236 111H235V116H237V114H236ZM21 112H23V111H21ZM28 112V111H27ZM93 112V113H94ZM107 112V111H106ZM109 112H107V113H109ZM112 112H114V111H112ZM111 112V113H112ZM132 112V111H131ZM143 112H141V113H143ZM147 112H149V111H147ZM153 112V111H152ZM156 112H157V109H156ZM213 112V113H214ZM19 113V112H18ZM17 113V114H18ZM24 113H25V109H24ZM48 113V114H47ZM93 113H91V114H93ZM100 113V112H99ZM110 113V114H111ZM119 113H121V112H119ZM119 113H117L118 115H117V117H118V119H120L121 120V118L122 117H125V116H122L121 118L119 117L120 115H119ZM128 113V112H127ZM134 113V112H133ZM135 113H136V111H135ZM140 113V112H139ZM140 113V114H141ZM145 113H146V111H145ZM171 113H172V111H171ZM184 113V112H183ZM182 113V114H183ZM187 113V112H186ZM234 113V112H233ZM238 113V112H237ZM240 113H238V119L240 118H244V116H240L241 114ZM246 113V112H245ZM248 113V112H247ZM246 113V114H247ZM253 113V114H252ZM16 114V115H17ZM26 114V113H25ZM24 114V115H25ZM88 113L86 112V115H87ZM101 114V113H100ZM104 114H106L105 112H103V116H104ZM115 114H116V112H115ZM114 113H113V115H115ZM124 115L126 114V113H123ZM151 114H153V116H154V113H151L150 112V115H149V113L147 114V115H149L148 116V118H150V116H151ZM157 114L159 115L160 113H158L157 112ZM164 114V113H163ZM168 114H170V113H168ZM181 114V115H182ZM194 114H192V116H194ZM240 114V115H239ZM244 114V113H243ZM247 115L248 116V118L250 117H252L251 115ZM22 115V114H21ZM21 116V117H24L25 118V116ZM58 115H60L59 117H58ZM85 115V116H86ZM89 115V114H88ZM107 116H108V114H106ZM112 115V114H111ZM121 115H122V113H121ZM131 115V114H130ZM139 115V114H138ZM138 115L136 116V121L138 120L137 119V117H138ZM146 115V114H145ZM166 115V114H165ZM164 115V117H167V116H165ZM184 115V114H183ZM182 115V116H183ZM214 115H215V113H214ZM228 115V116H229ZM234 115V114H233ZM18 116H19V114H18ZM49 116V117H48ZM101 116V115H100ZM102 116V117H103ZM107 116H105L106 118H107ZM132 116H134V114L132 115ZM139 116H141V115H139ZM180 116V115H179ZM178 116V117H179ZM188 116H190V115H188ZM187 116V117H188ZM227 116V117H228ZM240 116V117H239ZM253 116V117H254ZM12 117V118H13ZM16 117V116H15ZM20 117V118H21ZM58 117V118H57ZM87 117V116H86ZM89 117H90V115H89ZM99 117V116H98ZM126 117H128V118H125V120L127 121V119H129V116L128 115H126ZM131 117V116H130ZM143 117H144V113H143ZM142 117V118H143ZM164 117H163V119H164ZM177 117V118H178ZM212 117V116H211ZM231 117H233L232 115L230 116V118ZM17 118V117H16ZM69 118V119H68ZM91 118V117H90ZM96 118V117H95ZM109 118H110V116H109ZM114 118L116 119V116H114ZM132 118V117H131ZM141 118V117H140ZM140 118H139V120H140ZM145 118V117H144ZM155 118V117H154ZM170 118V117H169ZM181 118V117H180ZM189 118H191V117H189ZM229 118V117H228ZM229 118V119H230ZM235 120H238V119H236V117H233ZM233 118H231L232 120H233ZM247 118V117H246ZM247 118V119H248ZM262 118V119H261ZM260 119H258L259 120V122H260V125L263 123L262 122V120H263V116L261 117ZM51 119V118H50ZM49 119V120H50ZM93 119V118H92ZM103 119H105L104 117H103ZM103 119H101L103 122L102 123H104V120ZM111 119H112V117H111ZM147 119V118H146ZM146 119H143L144 121H145V123L147 122L146 121ZM162 119V118H161ZM162 119V120H163ZM171 119H173V118H171ZM176 119V118H175ZM182 119V118H181ZM180 119V120H181ZM245 119V118H244ZM14 120H15V118H14ZM21 120V119H20ZM61 120H59V123H62V121ZM96 120V119H95ZM101 120H99V122H101ZM110 120V119H109ZM112 120H114V119H112ZM112 120H110V122L112 121ZM119 120V121H120ZM130 120H133V118L132 119H130ZM149 120V119H148ZM154 120V119H153ZM153 120H151V121H153ZM165 120V119H164ZM168 120V119H167ZM178 120V119H177ZM187 120V119H186ZM222 120H224V119H222ZM232 120L229 122V124L232 122ZM241 120H243V119H241ZM257 120V121H258ZM15 121H17V120H15ZM52 121H54V120H52ZM65 121V120H64ZM64 121H63V123H64ZM69 121V124H68V122H67V124L68 125H70V122ZM82 122L84 121L83 119L81 120ZM87 121V120H86ZM89 121V120H88ZM87 121V122H88ZM96 121H98V120H96ZM116 121H117V119H116ZM118 121V123H120L119 124V126L120 125H122V126H120L118 129H115L116 127H117V124H116V122H115V120L113 121V122H111V123H113V124H116V125H114V126H116L115 128H114V126L112 127L111 126V128H114L116 131H114V129L112 130L111 128V130L112 131H114V132H109V133H111L112 135H118L117 133H120V134H122V135H129V136H131L135 131L131 128L132 126H130L131 124H128L129 123V121H128V123H127V125H129L130 127H128L127 126V128H126V121H123V123L124 124H122L121 122H119ZM170 121V120H169ZM168 121V122H169ZM175 121V120H174ZM226 121V120H225ZM225 121H223V122H225ZM23 122V123H22ZM80 122V121H79ZM78 122V124L80 125V126H82L81 124H82V122H81V124ZM93 122H94V119H93ZM105 122H106V119H105ZM109 122V121H108ZM135 122V121H134ZM167 122V121H166ZM183 122H184V119H183ZM227 122V121H226ZM225 122V124L227 125V123ZM254 122H256V121H254ZM76 123V122H75ZM95 123V122H94ZM101 123V124H102ZM132 123V122H131ZM140 123V122H139ZM139 123L137 122V123H134L135 125L136 124H138L139 125ZM143 122L141 121V124H142ZM156 123V122H155ZM170 123V122H169ZM171 123H172V120H171ZM170 123V124H171ZM220 123H222V121L220 122ZM244 123V122H243ZM257 124H258V122H256ZM48 124V123H47ZM51 124H53V125H55L54 124V122L53 123H51ZM72 125H73V123H71ZM77 124V123H76ZM77 124V126L78 127H80L79 125ZM84 124L85 123H83V127H84ZM96 124V123H95ZM99 124V123H98ZM158 124V123H157ZM160 124V123H159ZM154 125V126H162L161 124L160 125ZM235 124V123H234ZM56 125H58V123H56ZM65 125H66V122H65ZM71 125V127H73ZM86 125V124H85ZM87 125H88V123H87ZM92 125V124H91ZM108 125V124H107ZM143 125L144 124H142L141 126H142V128H144L143 127ZM172 126H174V124H171ZM218 125V126H217ZM231 125H233L232 123H231ZM240 125V124H239ZM61 126H63L64 127V124L62 125L61 124ZM67 126V125H66ZM90 126V125H89ZM95 127V125L93 124L92 125V127ZM98 127H99V125H97ZM100 126H102L103 127V125H100ZM104 126H105V124H104ZM109 126V125H108ZM134 126V125H133ZM147 126H150V124H148V125H146V128H147ZM152 126V125H151ZM237 125H235V127H236ZM77 127V128H78ZM91 127V128H92ZM94 127H93V129H94ZM98 127H96V132H98V130H97V128ZM102 127H99V129L100 128H102ZM110 127V126H109ZM153 127V126H152ZM228 127H229V125H228ZM45 128V129H46ZM58 128V127H57ZM62 128V127H61ZM60 128V129H61ZM66 127H64V129H65ZM70 128V127H69ZM76 128V127H75ZM74 128V129H75ZM77 128H76V130H77ZM88 128V127H87ZM86 128V130H90L91 128H88L87 129ZM106 128H107V126H106ZM135 128V127H134ZM139 128V127H138ZM149 128V127H148ZM147 128V129H148ZM154 128V127H153ZM227 128V127H226ZM263 128V126H260L259 128H258V131H260V133L262 132L261 131V129ZM51 129V128H50ZM49 129V130H50ZM64 129L62 128V130L64 131ZM68 129V128H67ZM81 129H83V130H85V127L84 128H82L81 127ZM93 129H91V130H93ZM104 129H105V127H104ZM108 129V128H107ZM136 129H137V125H136ZM140 129L141 128H139V129H137L138 131H140ZM146 129V130H147ZM179 130L178 128H176L175 127V129L174 130ZM232 129H233V126H232ZM253 129V128H252ZM251 129V130H252ZM10 130H12V129H10ZM14 130V129H13ZM14 130V131H15ZM52 130V129H51ZM54 130V129H53ZM71 130H72V128H71ZM85 130V131H86ZM142 130V129H141ZM145 130V129H144ZM144 130H142V131H144ZM149 130V129H148ZM151 130V129H150ZM149 130V131H150ZM228 131H229V129H227ZM226 129H225V131H227ZM234 130L235 129H233V130H231V132L233 131L234 132ZM250 130V131H251ZM257 130V129H256ZM46 131V130H45ZM55 131H57V130H55ZM67 131H69V129L67 130ZM80 130H77V132H79ZM82 131V130H81ZM81 131H80V133H81ZM94 131V130H93ZM92 131V132H93ZM102 131V130H101ZM100 131V132H101ZM105 131V130H104ZM107 131V130H106ZM109 131V130H108ZM152 131H154V130H151V132H150V135H151V133H153ZM172 131H173V129H172ZM171 131V132H172ZM224 131V130H223ZM222 131V134L220 133V137L222 136V139L220 140V142H219V146L221 145V143H222V145H224V143L222 142V140L223 141H227V144L229 143V142H231V143H234V142H232V140L234 141V139H235V141H236V138L238 137V138H240V137H242V136H240L241 135V133H240V130H239V132L238 133H240L239 134V136H237L238 135V133H237V135H236V138H235V133H234V135L229 131L228 133H225V131L223 132ZM244 131H245V129H244ZM243 130L241 131V132H244ZM248 130H246L245 131V133H249L250 131H248ZM74 132V131H73ZM72 131H70V132H66V133H73ZM76 132V131H75ZM83 132V131H82ZM87 132V131H86ZM96 132H94V133H96ZM100 132H99V136H97L96 135V137H98V139H99V137H100ZM145 132V131H144ZM254 132H257V131H253V133ZM13 133V132H12ZM47 133H48V131H47ZM46 133V134H47ZM84 133V132H83ZM82 133V134H83ZM88 133V132H87ZM103 133V131L101 132V134ZM106 133V132H105ZM108 133V132H107ZM108 133V134H109ZM143 133V132H142ZM155 133V132H154ZM153 133V134H154ZM173 133H175V131L173 132ZM223 133H225V134H223ZM229 133H231L233 136H231V134H229ZM252 133V132H251ZM253 133L250 135V133L248 134V136L250 135V136H252L253 135ZM260 133L258 132L257 133V135H256V133H255V135L256 136H260ZM13 134V135H14ZM43 134H44V132H43ZM79 134V133H78ZM81 134V135H82ZM92 135H93V133H91ZM91 134L89 135V137H91V139H92V137H94V136H91ZM104 134V133H103ZM145 134V133H144ZM143 134V135H144ZM12 135V134H11ZM45 135V134H44ZM56 135V136H55ZM73 135H74V133H73ZM75 135H76V133H75ZM74 135V136H75ZM84 135V134H83ZM82 135V136H83ZM87 135V134H86ZM105 135V134H104ZM149 135V136H150ZM242 135H244V133L242 134ZM43 136V135H42ZM47 136H48V134H47ZM55 136V137H54ZM81 136V137H82ZM85 136V135H84ZM108 136V135H107ZM213 136L215 137V135L213 134ZM250 136L249 137H246V135L244 136L246 139H247V142H248V140L250 139ZM48 137V138H49ZM52 137H54V138H52ZM78 136H76L75 137V139L77 138ZM81 137H79V138H81ZM88 137V138H89ZM94 138V140L95 139H97V138ZM105 138H106V136H104ZM213 137V138H214ZM220 137H218L219 139H220ZM234 138V139H232V138ZM42 138V139H43ZM73 138V137H72ZM145 138V137H144ZM143 137H142V139H144ZM237 138V139H238ZM245 138H241L240 140L241 141H243V139L246 141V139ZM78 139V138H77ZM82 139V138H81ZM101 139H102V137H101ZM107 139V138H106ZM106 139H104V140H106ZM207 139V140H208ZM231 139V141H229ZM7 140V139H6ZM86 140H87V138H86ZM90 140V139H89ZM93 139H92V141H94ZM210 141H209V144H210V142H211V140L212 139H209ZM215 140V139H214ZM213 140V141H214ZM239 140V139H238ZM258 140V139H257ZM81 141V140H80ZM82 141H84V140H82ZM92 141H91V143L90 144H92ZM97 141V140H96ZM102 140H100V142H101ZM229 141V142H228ZM244 141V142H245ZM2 142V141H1ZM104 142V141H103ZM103 142H101V143H103ZM208 142V141H207ZM240 142V141H239ZM246 142V143H247ZM72 143V146L74 145L73 144V142H71ZM71 143H69L70 144V146H71ZM75 143V142H74ZM77 144H79V142H76ZM82 143V142H81ZM81 143L79 144V147H80V145H81ZM86 143V142H85ZM85 143H83V145L85 144ZM195 143V142H194ZM200 143H204V142H199V144ZM217 144V141H215V142H213V143H211V144ZM241 143V142H240ZM238 144L239 146L241 145V146H244L245 144L242 142V144ZM43 144H42V147H43ZM47 144V145H46ZM87 144H88V146L90 145L89 143H88V141H87ZM97 144H98V142H97ZM152 144H157V142L156 141H153V143ZM187 144V146H188V144H190V146L192 145L191 143H186ZM186 144H184V145H186ZM198 144V142H196V148H197V146L199 145H197ZM201 144V145H202ZM206 144H208V143H206ZM205 144V145H206ZM210 144V145H211ZM214 144V145H215ZM230 144V143H229ZM244 144V145H243ZM257 144V143H256ZM256 144H255V148H257V146H256ZM96 145V144H95ZM122 145V144H121ZM183 145V144H182ZM204 145V146H205ZM210 145H206V146H209V147H207L208 148V153H210L209 151L212 149V147L214 146V145H211V147H210ZM226 145V144H225ZM237 145V144H236ZM259 145H261V144H259ZM72 146H71V148H72ZM86 146V145H85ZM118 146V145H117ZM187 146H186V148H184L185 149V151L186 150H188L187 149ZM193 146H194V144H193ZM204 146H202L203 148H204ZM218 146V147H219ZM239 146H237V147H239ZM247 146V147H246ZM245 146V148H248V145H246ZM40 147V148H39ZM74 147H76V145L75 146H73V148ZM104 147V146H103ZM122 147V146H121ZM184 147V146H183ZM201 147V146H200ZM201 147V148H202ZM217 145H216V147H213V148H215L216 150H217ZM223 147V146H222ZM230 147H234L235 149L237 148L236 146H235V144H232V146H230ZM260 147H262V146H260ZM3 148H5V149H11V148H14L15 150L12 152V153H9V154H4V155H2L1 153H2V151L3 150H1V149H3ZM47 148V147H46ZM52 148V147H51ZM102 148V147H101ZM115 147H113V149H114ZM181 149H183L182 147H180ZM195 148V149H196ZM201 148H198L199 150H201ZM207 148H205V151L207 152ZM210 148V149H209ZM234 148H232L231 150L233 151V149ZM245 148H243V147H241V149H239L240 151H239V154H240V152L242 153V149H245ZM250 148H251V146H250ZM249 148V149H250ZM255 148H253V150L255 149ZM263 148V147H262ZM261 148V149H262ZM75 149V148H74ZM100 149V148H99ZM198 149H197V151H196V154H197V156H195V154H194V158L195 157H198V155H201L200 153L201 152H204V153H206L205 151H203V149L200 151V153L198 152ZM215 149H213V151H212V154H214L215 152H214V150ZM252 149V148H251ZM260 149V148H259ZM100 150H102V149H100ZM194 150V149H193ZM193 150H192V152H193ZM230 150V151H231ZM242 150V151H241ZM252 150V151H253ZM111 151V149L109 150V152H108V149H107V152H108V155H109V153H113V154H110L109 156H106V155H103V157H101V162H102V164L105 166V168H107V167H110V165H114V167H115V165H117L118 163H119V165H118V167H121V170L120 171H116V172H113V170H111L110 169V171H108V173L110 174V175H116V177H117V175H119L121 172L123 173V170L122 169H124L123 167V164H122V162L124 161H122V155L120 156L119 155V153L118 154H115L116 152H110ZM113 151H116V150H113ZM189 151H191V150H188L187 152L188 153H191V152H189ZM245 151H246V149H245ZM244 151V152H245ZM251 151V152H252ZM257 151H259L260 152V150H257ZM257 151H253V152H257ZM263 151V150H262ZM180 153H182L181 152V150L179 151ZM179 152H177L178 154H180ZM199 154H198V153ZM142 153H146V155H145V157H138V155L139 154H142ZM172 153V154H173ZM176 153V154H177ZM229 153V152H228ZM235 153H236V151H234L233 153H229L230 154V156L232 157V154H233V159H234V156H235ZM238 153V152H237ZM246 153H248V150H247V152ZM258 153V152H257ZM99 154H100V151H99ZM103 154V153H102ZM183 154H184V152H183ZM186 154V153H185ZM251 154V153H250ZM254 154V153H253ZM260 154V153H259ZM261 154H262V152H261ZM260 154V155H261ZM175 155V154H174ZM173 155V158H175V156H177V155H175L174 156ZM186 155H188V154H186ZM206 155V154H205ZM207 155H209V154H207ZM222 155V154H221ZM221 155H218L219 156V158H221V157H223V159H224V157H225V155L224 156H221ZM241 155H243V154H241ZM255 155V154H254ZM53 156H56L57 158H55V159H53L52 157ZM81 156V155H80ZM102 156V155H101ZM180 155H178V158H180L179 157ZM192 156V155H191ZM191 156H189L188 155V157H190V158H192ZM202 156H203V153H202ZM201 156V157H202ZM212 157H213V155H211ZM215 156V155H214ZM217 156V157H218ZM227 156H228V154H227ZM229 156V157H230ZM239 156V155H238ZM256 156V155H255ZM257 156H259V155H257ZM257 156H256V158H257ZM79 157V156H78ZM171 157V156H170ZM181 157H182V154H181ZM183 157H184V155H183ZM185 157H187V156H185ZM216 157V156H215ZM216 157V158H217ZM241 157V156H240ZM246 157V156H245ZM244 157V158H245ZM250 158L249 159H251V157H252V155H250L249 156ZM82 158V157H81ZM145 160H144V159ZM166 158V159H165ZM177 158V157H176ZM176 158H175V160H176ZM194 158H192V159H194ZM209 158V157H208ZM208 158H206V159H208ZM211 158V157H210ZM214 158V157H213ZM215 158V159H216ZM236 158V157H235ZM253 158H254V156H253ZM252 158V159H253ZM260 158V157H259ZM152 161H151V160ZM181 159V158H180ZM206 159H204V161H206V162H204V163H209V164H213V159L211 158V160H212V163H211V160H206ZM214 159V160H215ZM218 159V158H217ZM238 159V158H237ZM236 159V160H237ZM248 159V160H249ZM251 159V160H252ZM151 161L149 164H151V163H153L152 165H149L148 164V162L149 161ZM183 160H186V159H181V161L183 162ZM187 160H188V158H187ZM219 161L220 160H222V159H218ZM218 160H217V162H218ZM225 161L227 160V157H225V159H224ZM235 160V159H234ZM233 160V161H234ZM245 161H246V159H244ZM250 160V161H251ZM255 160H257V159H253V161H255ZM122 161V162H121ZM146 161H148V162H146ZM174 161V160H173ZM173 161H172V163H173ZM176 161H178L179 163H181L180 162V160H176ZM192 162L191 161V159L190 160H188V162ZM249 161V162H250ZM121 162V163H120ZM125 163H128V162H126V160L124 161ZM123 162V163H124ZM136 164H135V163ZM168 162V163H169ZM187 161H185V163L183 162L182 164H187L188 163ZM216 161H215V163L214 164H216L217 163ZM168 163H166L167 165H168ZM169 163V164H170ZM201 163H203V162H201ZM207 163V164H208ZM226 163V162H225ZM165 164V163H164ZM166 164H165V166H166ZM173 164H176V162H174ZM173 164L172 165H170L172 168L175 166H173ZM191 164V163H190ZM207 164H205L206 166H207V168H206V166L204 167V168H206V169H201L202 168V166H200V165H198V167H200L199 169H195V168H198L197 166H195V168H193V167H191V171H188L187 173H184L182 176H184V178H181L182 176H180L179 178H181V179H183L185 182H183V183H181V184H177V183H172L170 186H164L160 191H163V192H160L161 194H163L164 196L165 195H167V194H173L174 196H189L191 193L192 194H194V193H198V194H214V192L213 191H218L217 193H219L218 195H220V197H230L231 196V193H228V192H225V190L226 189H228L227 188V186H226V182H224L225 180H224V177L223 178H221L222 176H221V174L223 175L224 173L223 172H225V168H226V166H227V164L225 165V164H223V160L221 161V163H218L216 166H219L220 164H223V165H225V167H223V165H222V169H225V170H221V169H219V170H221V171H223L222 173H220V171L218 170V168L220 167H218L216 170H218V172L214 169L216 166H214V167H212V165H211V167L212 168H209L208 167V165ZM89 165V164H88ZM100 165V164H99ZM125 165V164H124ZM177 165V164H176ZM179 165V164H178ZM183 165V166H184ZM203 165V164H202ZM164 166V167H165ZM170 166H167L166 168H170ZM182 166V167H183ZM204 166V165H203ZM88 167V166H87ZM87 167H85L84 166V168L86 169ZM103 167V166H102ZM113 167V168H114ZM126 167V166H125ZM162 167H163V165H162ZM176 167V166H175ZM185 167V166H184ZM230 167V166H229ZM83 168V169H84ZM89 168V167H88ZM104 168V167H103ZM179 168H181V165L180 166H178V168H176V169H179ZM221 168V167H220ZM126 169V168H125ZM124 169V170H125ZM141 168H140V171L141 172H144V169L142 170ZM163 171H165L166 169H163V168H161ZM161 169L159 168V169H157L158 171L160 170L161 171ZM193 169V170H192ZM106 170H108V169H106ZM134 170V169H133ZM157 170H156V172H157ZM188 170H189V168H188ZM233 170V169H232ZM264 170V169H263ZM129 172L130 174L132 173V172ZM138 171H139V169H138ZM149 171H152V170H149ZM160 171L159 172H157V173H160ZM227 171H228V169H227ZM229 171H231V170H229ZM234 171H235V169H234ZM174 172H176L175 171V169H174ZM174 172L172 173V175L173 176H175L174 175ZM190 172V173H189ZM258 172H259V170H258ZM134 173V172H133ZM147 173H148V171H147ZM146 173V174H147ZM154 173V175L153 174H149V175H151V176H154L155 178H156V174H155V172H153ZM161 173H162V171H161ZM177 173V172H176ZM175 173V174H176ZM189 173V174H188ZM233 173V172H232ZM231 173V174H232ZM254 173V172H253ZM124 174V173H123ZM125 174H126V171H125ZM124 174V175H125ZM128 174V173H127ZM139 174V173H138ZM143 174H145V172L144 173H141V175H142V177H143ZM165 174H167V173H165ZM187 174H188V177H187ZM226 174H228V172H226ZM226 174H224L225 175V177L227 178V175ZM263 174V173H262ZM124 175L123 176H121V174L119 175V176H121L120 178H121V181L123 180V179H126V177H127V175H125L126 177H124ZM148 175V174H147ZM146 175V176H147ZM148 175V176H149ZM163 175V174H162ZM171 174H170V176H172ZM256 176H257V173L255 174ZM84 176H85V174H84ZM83 176V177H84ZM129 176H131V175H129L128 174V177ZM138 176L139 175H137V177H136V179L138 178ZM148 176H147V178H148ZM160 176V175H159ZM164 176V175H163ZM185 176H186V178H185ZM259 176H260V173H259ZM87 177V176H86ZM115 177V178H116ZM122 177H124V178H122ZM127 177V178H128ZM161 177V176H160ZM165 177H167V176H165ZM233 177V176H232ZM238 177V176H237ZM85 178V177H84ZM99 177H94V178H91L90 176H89V182H88V187H90L91 189H92V187L93 188H96V187H98V186H96V185H94V184H96V183H98L99 181V179H98ZM119 178V177H118ZM133 178H134V176H133ZM150 179H152L151 177H149ZM162 178V177H161ZM161 178H158L157 177V179L159 180V179H161ZM260 178H261V176H260ZM136 179H134V180H136ZM150 179H148V181H147V179H144L143 178V180H145V181H147V182H159V183H162V185H164V183H163V181H165V180H163L162 182L161 181H158L157 179L156 180H151V181H149ZM154 179V178H153ZM166 179V178H165ZM228 179H229V176H228ZM129 180L130 179H126V180H124V181H128L129 182ZM131 180H133L132 179V176H131ZM138 180V179H137ZM228 181V180H227ZM231 181V180H230ZM30 182V183H29ZM94 182H96V183H94ZM101 182V181H100ZM119 182V181H118ZM123 182V181H122ZM122 182H120V183H122ZM233 182V181H232ZM124 183H127V182H123L122 184H124ZM137 182H134V184H136ZM141 183H146V182H141ZM100 184V183H99ZM120 185V186H122V188L124 189V186L126 187V188H128V186L127 185ZM129 184V183H128ZM79 185V184H78ZM131 185H133V183L131 184ZM130 185V186H131ZM136 185H138V184H136ZM139 185H140V182H139ZM145 185V184H144ZM143 184H142V186L143 187H145ZM166 185V184H165ZM233 185V184H232ZM100 186H101V184H100ZM100 186H99V188H100ZM119 186V187H120ZM134 186V185H133ZM142 186H140V187H142ZM135 187H138V190L139 191H142L144 188L142 187V189L140 190L139 188V186H135ZM134 187V188H135ZM161 186H159V187H157L156 188V190L158 189V188H160ZM121 187H120V189H122ZM263 189V188H262ZM124 190H126V189H124ZM166 192H168V193H166ZM197 195V194H196ZM215 195V194H214ZM219 197V196H218ZM187 198H189V197H187ZM198 198H200V197H198ZM197 198V199H198ZM189 200V202H186V200H185V202L186 203H184L185 205H186V207L192 202L190 199H188ZM191 201V202H190ZM183 205V204H182ZM145 205H142V206H140L138 209H137V211H122L123 212V216H122V218H121V216H119L121 219H119L120 221L122 220V223L120 224V222L118 221V223L121 225V227H120V225H117V226H119L120 228H117L116 226V228L118 229V230H114L115 232L114 233H110L109 234V236H108V240H107V242L105 243L106 244V246H105V248L104 249H107V250H111V251H114L115 250V253H116V255L114 256V257H117L118 259H119V261H118V263L119 264H151L152 263V261L154 262H156L158 259H159V256H162V254H164L165 253V255H168L166 252H170V251H168L167 249V245L169 244V243H172L173 244V233L171 232V230L170 229H168V230H166V229H164V230H161V231H158V232H154L153 234H152V236L151 237H149V238H147V240H148V242H147V244L145 243V244H143L142 243V241H144V240H146V239H143V238H145V237H143V238H141V239H138L136 242H134L133 240H132V235H130L131 234V232L132 231H129V229L131 228V223L130 222H134V223H136V224H138V225H140L143 221H144V216L143 217H141L144 213H146L147 211H143V207H144ZM184 206V205H183ZM185 207V208H186ZM249 207H251V205L250 206H248V208ZM87 208V207H86ZM144 210H146V209H144ZM185 211H183V213H182V215H180V216H176L178 219H180L178 222H179V225H178V228H180L179 230H181V229H184V232H187L188 230H190V225L188 224V221L190 220H187V218H186V216L188 215V211H186V209H184ZM239 210V209H238ZM237 210V211H238ZM236 211V212H237ZM121 212V211H120ZM121 212V213H122ZM198 212H201V214L202 213H204L205 211H198ZM197 212V213H198ZM227 212V211H226ZM230 212V211H229ZM239 212H241V211H239ZM239 212H237V213H239ZM247 212V211H246ZM250 212H252V211H250ZM120 213V214H121ZM127 213H129V215L131 214V216H127L126 214ZM191 213V212H190ZM235 213V212H234ZM233 213V214H234ZM243 214H244V212H242ZM248 213V212H247ZM262 213V212H261ZM260 212H259V214H261ZM205 214H207V215H200L201 216V218H202V222H200L199 224H192L191 223V226H194L195 228H193V229H191L192 230V234H194V233H196V236H197V238L199 239V237H200V235H201V237L202 236H204L205 235V232H206V230H208V228H210V227H212L213 225H215V221H213V220H207V217H208V214L209 213H205ZM258 214V213H257ZM256 214V215H257ZM258 214V215H259ZM122 215V214H121ZM215 215V214H214ZM213 215V216H214ZM221 216H222V214H220ZM231 215H232V213H231ZM236 215V214H235ZM242 215V214H241ZM193 216V215H192ZM226 215H224V217H225ZM229 216V215H228ZM227 216V217H228ZM234 216V215H233ZM232 216V217H233ZM252 216H255V215H253L252 214ZM188 218H189V216H187ZM191 217V216H190ZM212 217V216H211ZM210 217V218H211ZM223 217V218H224ZM230 217V216H229ZM237 217V216H236ZM238 217H239V215H238ZM245 217V216H244ZM247 217H249V216H247ZM215 218V217H214ZM260 218V217H259ZM230 219V218H229ZM233 219V218H232ZM250 219V218H249ZM257 219H258V217H257ZM118 220V219H117ZM207 220V221H206ZM221 220H222V218H221ZM225 220V219H224ZM231 220V219H230ZM235 220H237L236 218H235ZM234 220V221H235ZM240 220V219H239ZM243 220V219H242ZM245 220H247V219H245ZM254 220V219H253ZM252 220V221H253ZM259 220V219H258ZM233 221V220H232ZM233 221V222H234ZM249 221V220H248ZM251 221V222H252ZM177 222V223H178ZM220 222V221H219ZM218 222V223H219ZM226 222V221H225ZM228 222H230L229 220H228ZM238 222V221H237ZM236 222V223H237ZM241 222V221H240ZM240 222H238V223H240ZM244 222V221H243ZM247 222V221H246ZM250 222V221H249ZM251 222H250V224H251ZM115 223H116V221H115ZM129 223H130V228H129ZM190 223V222H189ZM221 223V222H220ZM230 223H232V222H230ZM255 223V222H254ZM254 223H252L250 226H252L253 227V224ZM260 225H259V224ZM258 226L257 225H255L254 227H258L259 228V226H261V223L258 221ZM39 224L40 223H36V224H32V225H28V226H24V225H22V218L19 216V215H17V216H15V215H7V216H5V218H3V217H1L0 216V247H1V245H2V243L4 242V239L5 238H7V236L8 235H12V236H14L15 238H16V240H17V243H18V246L20 245H24L25 244V241L29 238V237H35L36 236V239L39 241L40 240V237L36 234V232L34 231L36 228H38V226H39ZM112 225H114V223L112 222L111 223ZM110 224V225H111ZM117 224V223H116ZM241 224V223H240ZM243 224H245V223H243ZM243 224H241V226L243 225ZM112 225H111V227H112ZM219 225V224H218ZM237 225V224H236ZM247 225H248V223H247ZM246 225V226H247ZM107 226H108V224H107ZM137 225H135V227H136ZM226 226H227V224H226ZM230 226H232V224H230ZM234 226H235V224L233 225V229L231 228H229V227H227V228H229L230 229V231H232L233 230V233L235 234H237V232H239V230H236L237 232H234L235 231V229H234ZM249 226V225H248ZM264 226V225H263ZM237 227V226H236ZM243 227V226H242ZM253 227V229L250 227V230L252 229L253 230V232L255 231V229H257V227L256 228H254ZM262 227V226H261ZM260 227V228H261ZM137 229H135V230H138L139 229V227H136ZM223 228H226V227H223ZM258 229V230H262V232L260 231V233H262L263 234V228L262 229ZM216 229V228H215ZM220 229V228H219ZM228 229V230H229ZM239 229V228H238ZM244 229V228H243ZM245 229H247V227H245ZM111 232H113L112 231V228L111 229H109ZM131 230V229H130ZM132 230H134V228H132ZM149 229H147L145 232H146V234L149 232L148 231ZM212 230V229H211ZM242 230V228H240V231ZM249 229H248V231H249V233L251 232L252 233V231H250ZM209 231V230H208ZM207 231V232H208ZM222 231V230H221ZM220 230L219 231H214V229H213V233L215 234V233H217V235L219 236V234H218V232H221ZM225 231V230H224ZM248 231H247V233H248ZM227 232H229V231H227ZM226 231H225V233H226V236H227V233ZM241 232H245L244 230L243 231H241ZM256 233H257V231H255ZM181 233H182V231H181ZM225 233H221V236H222V234L224 235ZM232 233V234H233ZM255 233V234H256ZM258 233H259V231H258ZM259 233V234H260ZM184 234V233H183ZM190 234V233H189ZM188 234V235H189ZM204 234V235H203ZM210 234V232L209 233H207V235H209ZM231 234V232L229 233V235ZM244 233H242L241 235H243ZM254 234V233H253ZM253 234H250V236H251V238H253ZM258 234V235H259ZM176 235V234H175ZM206 235V236H207ZM211 236H212V238H213V234H212V231H211V234H210ZM245 235H246V233H245ZM257 235V236H258ZM261 235V234H260ZM122 236H123V238H122ZM199 236V237H198ZM205 236V238H207ZM217 236V238H216V235H215V238L216 239H220V237H218ZM238 236H240V234L238 235ZM244 236V235H243ZM247 236H249L248 234L246 235V237L245 238H247ZM257 236L256 235H254V237H256L255 238V240L257 239ZM184 237V236H183ZM200 237V238H201ZM223 238H225L224 236H222ZM242 236H240V239L242 240V238H241ZM259 237V236H258ZM263 237V236H262ZM175 238H176V236H175ZM174 238V239H175ZM194 238V237H193ZM192 238V239H193ZM196 238V240H198ZM204 238V237H203ZM203 238H202V240H203ZM209 238L210 239H212L210 236H209ZM228 238V237H227ZM230 238V237H229ZM228 238V239H229ZM233 238V237H232ZM237 238V237H236ZM244 238V237H243ZM244 238V240H245V242H248V241H246L247 239H245ZM248 238H250V237H248ZM248 239V240H251V242L253 241L252 239ZM115 239H122L121 240V242H117V243H114L113 241H115ZM149 239H151V240H149ZM177 239V238H176ZM210 239H206V240H210ZM227 239V240H228ZM254 239V238H253ZM190 240V239H189ZM201 239L200 240H198V241H196V242H199V241H201L202 242V244H204L203 243V241H202ZM193 241H195V240H193ZM192 241V242H193ZM205 241V240H204ZM208 241H206L207 243H208ZM212 242H213V240H211ZM216 241V240H215ZM219 242V241H218ZM241 242V241H240ZM244 242V241H243ZM255 242V241H254ZM177 242L175 241V244H176ZM194 243V242H193ZM214 243V242H213ZM228 243V242H227ZM242 243V242H241ZM249 243V245H251L250 244V242H248ZM177 244H179V243H177ZM184 244H186V243H184ZM212 244V243H211ZM215 244V243H214ZM213 244V245H214ZM225 244V243H224ZM242 244H244V243H242ZM191 246L192 245H195V244H190ZM198 245V243L196 244V246ZM208 245H210L209 243H208ZM208 245H207V247H208ZM229 245V244H228ZM25 246V245H24ZM181 246H182V244L180 245H175V249H174V251L177 253V251H180V250H182V249H180L181 248ZM187 246V245H186ZM188 246H189V244H188ZM199 246H201L200 244H199ZM204 246V245H203ZM227 246V245H226ZM195 247V246H194ZM193 246L190 248V249H188V247H187V250H190V251H192V248L193 249H195ZM198 247V246H197ZM211 247V246H210ZM216 247V246H215ZM225 247V246H224ZM223 247V248H224ZM241 247H242V245H241ZM250 247V246H249ZM183 248V247H182ZM240 248V247H239ZM170 249H172V245H171V248ZM180 249V250H179ZM199 249H200V247H199ZM199 249H197V252H198V250ZM210 248L208 247V250H209ZM218 248H216V250H217ZM1 250V249H0ZM186 250V249H185ZM196 250V249H195ZM195 250H194V252H195ZM201 250H204V248L202 247L201 249H200V252H202V256L201 257H203V254H205L206 255V253H204V251H201ZM207 250V254H209V251ZM210 250H213V248H211ZM215 250V249H214ZM222 250V249H221ZM225 250V249H224ZM233 250V249H232ZM240 250V249H239ZM13 251H15V250H13ZM94 251H97V250H94ZM173 251V252H174ZM189 251V252H190ZM218 251V250H217ZM220 251V250H219ZM172 252V251H171ZM170 252V254H174V253H171ZM182 252V251H181ZM181 252H180V254H181ZM194 252H190L192 255L193 254H195ZM200 252H198V253H200ZM216 252V251H215ZM222 252V251H221ZM229 252V251H228ZM234 252V251H233ZM232 252V253H233ZM236 252V251H235ZM234 252V253H235ZM175 253V254H176ZM212 253H214V251H212ZM211 253V254H212ZM226 253V252H225ZM29 254H32L30 251H26V253H24V252H11V250H8V251H6L4 254H3V257H5V256H8L10 259H12V262H14L15 260H23V259H25V258H27V259H29V258H33V257H31V255H29ZM183 254V253H182ZM185 254V253H184ZM184 254H183V256H184ZM227 254V253H226ZM225 254V255H226ZM243 254V253H242ZM264 254V253H263ZM100 255L102 256V253H100ZM188 255L189 256H191L189 253H188ZM196 255V254H195ZM200 255V254H199ZM229 255V254H228ZM236 255V254H235ZM27 256H30V257H27ZM175 256V255H174ZM181 257H182V255H180ZM185 256H187V254L185 255ZM184 256V258H186ZM188 256V257H189ZM238 256V255H237ZM43 258H44V261H45V263H47V259L51 262V259L53 260V257H52V252L51 251H47V252H45V254H44V256H42ZM114 257H112V258H114ZM164 257V256H163ZM168 257V256H167ZM171 257H172V255L169 257L170 259H171ZM176 257V256H175ZM178 257H179V255H178ZM191 257H193V256H191ZM194 257H196V256H194ZM212 257H214V256H212ZM262 257H263V255H262ZM261 257V258H262ZM111 258V259H112ZM174 258V257H173ZM180 258V257H179ZM199 258V257H198ZM227 258V257H226ZM240 258V257H239ZM246 258V257H245ZM258 258V257H257ZM107 259L108 258H106L105 260H103L102 262H100L99 264H107ZM166 259H168V258H166ZM169 259V260H170ZM175 259V258H174ZM181 259V258H180ZM182 259H183V257H182ZM187 259V258H186ZM193 259V258H192ZM191 259V260H192ZM217 259L218 258H215L214 260H213V262H215V261H217ZM244 258H242V260H243ZM160 260H162V259H160ZM176 260V259H175ZM179 260V259H178ZM187 260H189L190 261V259H187ZM202 260V259H201ZM227 260V259H226ZM256 260V259H255ZM261 260H263V259H261ZM261 260H260V262H261ZM163 261H164V259H163ZM168 261V260H167ZM174 261V260H173ZM177 261V260H176ZM180 261V260H179ZM185 261V260H184ZM231 261H233V260H231ZM237 261V260H236ZM259 260H257V262H258ZM154 262V263H155ZM160 262V261H159ZM183 262V261H182ZM182 262H180V263H182ZM227 262V261H226ZM239 262V261H238ZM256 262V263H257ZM177 263H179V262H177ZM201 263V262H200ZM233 263H235V262H233ZM262 263V262H261ZM263 263H264V261H263ZM262 263V264H263ZM49 264V263H48ZM73 264H80V262L79 261H74L73 262ZM160 264H162V263H160ZM183 264V263H182ZM193 264V263H192ZM250 264V263H249ZM257 264H259V263H257Z\"/></svg>", "mask_w": 264, "mask_h": 264}]
</instances>
